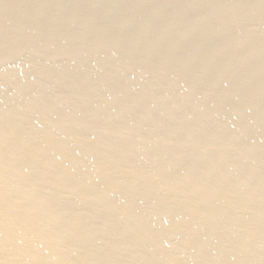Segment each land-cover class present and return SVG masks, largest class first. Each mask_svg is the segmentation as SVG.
Instances as JSON below:
<instances>
[{"label":"bare ground","instance_id":"6f19581e","mask_svg":"<svg viewBox=\"0 0 264 264\" xmlns=\"http://www.w3.org/2000/svg\"><path fill=\"white\" fill-rule=\"evenodd\" d=\"M11 1H14V0H11ZM11 1L0 0V9L1 8L4 9L2 11V13H0V53L2 54L1 51H3L5 49L4 45H7L8 43H10L8 45L11 46V42L13 45V41H15V42L17 41L15 44L17 46H20L21 44L19 45L17 43H19V41L21 43V40H22V42L26 43V44L22 43V45L24 44V46L21 45L25 49L26 48L28 49L29 47H31V49L32 48L34 49V47L36 46L35 51H37L38 49L42 50V48H44L45 45L44 44H43L44 46L41 45V42L38 41L40 39H38V38L32 39L31 38L30 39L31 41H26V40L23 41V39H22V36H23L22 32L24 31L25 28L27 29V25H25V24L29 23V22L26 23V21L24 20L27 17V15H25V14H27L26 9H28L27 8L28 5L32 2H34L35 0L34 1L33 0H20V3H18V6H15L16 2L14 3ZM39 1H41V0H37V3L35 4V9L37 11L42 10L41 11V13H42V12H44L43 10H46L44 8H46L47 6H45L43 8V6H42L43 2L39 3ZM61 1H60V3H61ZM63 1L67 2L68 0L67 1L63 0ZM69 1H72V0H69ZM75 1H76V3L74 2L75 5L73 4L72 5L73 7H71L72 8L71 12L68 15L66 14L67 12L64 13L67 15L66 17H64L65 19L62 17L63 20L60 23H58L57 25H55V26H58L57 27L58 29H60L62 27H64V29H66L65 27L68 24L70 26V23L72 24V22H73V24H74L75 21L79 23V22H81V19H83V18L80 19L79 11H81L82 8L84 10V7L88 2L86 3L85 0H79V1L75 0ZM128 1H126V2H128ZM135 1L136 0H134V2ZM141 1L146 2V4L148 3V5L153 4V6L155 4H158V6L160 5L162 7L161 8V10H162L163 8H169V7H176V8L180 7V9L181 8L185 9L192 0H141ZM261 1L264 4V0H261ZM103 2H104V0H103ZM120 2H123V1H120ZM131 2H133V0H131ZM131 2H130V5H132ZM138 2H140V0ZM220 2H223V1L221 0ZM231 2H234V1H231ZM245 2H242V4ZM256 2H258V0ZM12 3H14L13 4L14 7H13ZM114 3H116V2H114ZM192 3L193 2H191V5H192ZM197 3H199V2H197ZM209 3H210V1H209ZM250 3H254V1L252 0V2H249L248 4H250ZM258 3H260V1ZM40 4H42V5H40ZM63 4L64 3L62 2L59 5V2L57 1L56 5H53L51 7L48 6L47 9L49 8V11L54 10L59 6L61 7ZM98 4L99 3H97V6L93 5L95 7L94 8L92 7V9H91V13H92L91 16L93 15V12H94L95 18H97L96 16L99 14H101L100 16L102 17V14L104 15L106 13V11L111 9V8L108 9V6L106 5L105 8L107 7L108 10L104 9L106 11H103L101 8L102 5L98 6ZM124 4H128V3H124ZM213 4H215V3L213 2ZM223 4L224 3H222V5ZM234 4L239 5V2L234 3ZM134 5L135 4L133 3V7H136ZM141 5L143 6V4H141ZM200 5L201 6L208 5V1L202 0L200 2ZM200 5H198V6L200 7ZM236 5L235 6L233 5L232 7H229L228 9L225 7L226 8L225 10H223V9L222 10H216L209 15H206L207 14L206 13L205 14L206 16H203V17L198 18V19L193 20V18L192 19H186L185 18L182 21L181 20L178 21V23L176 25H173L169 28L167 27L168 29L163 28L164 30L158 31V29H155V26H153L151 28V30L146 31V33H148V32L150 33V34H148V36L145 35L147 37L144 38V36H143V38H141L138 36L139 38H137V37L133 36L136 39L131 40V38H130V40L129 41L126 40V42L125 41L122 42L119 39L121 37H119V38L114 37L112 39L107 40V38L105 39V37L103 36L102 32H98V33L102 34V35L101 34L100 35L103 37V39H101V37H100L101 40H99L98 43H95V47L92 46V44H90L95 49L89 48L86 46H85L86 48H77L75 46L77 49L75 48V50H73L71 53H68L62 57L64 58L66 56L65 60H67L68 62H72L78 56H80L79 58H81V57L84 58V56L87 57V54L89 52H91V50L93 49L94 51H96L95 57L97 56L98 57L97 59L100 58L101 61L103 60V61L108 62V64H106L107 65L106 68L103 69L101 79L98 82H95L94 79H92V78H94V75H95L94 72L96 73V70L94 69L95 71H91L92 73L90 71L88 72V70H86L89 68L91 69L90 65L92 64V62H90V61H84L83 62L81 60L82 59L81 58L80 60L83 63L81 62V64L80 63L79 64H80V66H82V67H80V68H82V70L78 68V70H81V71L75 72L74 74H71V75H72V79L74 80V82H75V80L78 81V80H83V79L85 81H87V84H85V85H87V86H85L86 88L84 87L85 89L81 93H80V89H79V93H78L79 95L74 96L75 93L74 94L72 93L74 88H73V90H72V88L70 90L69 86L68 87L66 86V90H64V91L67 92V89H69V91H71V92L68 91V93L65 94L66 96L64 95L65 98L63 96L64 99L62 98L63 100L58 101V102H56L57 100L54 101L57 95H53V93L55 92V88H56L57 84L52 85L53 87L55 86L54 88L53 87L50 88L51 87L50 86V87L44 88L43 90H40V89H42V87L40 88L41 82L43 80L45 81V79H46V77H48V75H49L48 73L50 71L47 72V69H46V72H47V74H46L44 70L42 71L41 69H39L40 68L39 66H41V64L36 63L38 59H35L36 62L33 60L32 61L34 63H36L37 66L39 65L38 66L39 68L38 67L37 68H38V70H41L42 73L38 72L36 70L37 68L35 65H34L35 67H31L33 70L30 69V66L28 64H26L29 61H26L27 59L26 60L24 59L26 61L25 64L28 65V67H29V68H26L25 70H27V71L29 70V72H28L29 74L35 72V70H36V72H38L39 74L33 75L36 73L35 72V73L31 74L33 76H30V75L26 76V77L21 76L22 78H20V79H23V78L24 79L23 80L18 79V80H20L19 82L16 81V78H19V77L12 75V74H14V72H12V74L6 75L8 73V72H6V70H9V69H6L4 71V72H6V74H5L6 76L4 75L5 77L2 74V76H3V78H2L1 74H0V77L2 78V82H3V83L0 82L1 83L0 88L2 87L1 86L2 84L3 85L7 84V83L9 84V86L6 88L4 86V88H5L4 90H3V87L1 89V92L4 91V95L2 93L0 94V117L4 116V119H5L4 120L5 123L0 122L3 124V125L2 124L0 125V264H116V261H117V264H264V246H262L264 243L263 244L261 243V242H264V207H263V209H260V211L261 210H263V211L260 212L259 214H258V212L256 214V211L255 212L252 211L250 213L248 212V214H246V212L244 211L245 213H242V215H240L241 220H239V218H236V217L233 218V216H232V218L230 217L231 212H233V210L236 207L238 208L239 205H241V204L244 205V203L245 204L248 203L251 205V203H256L255 201L257 199H259L260 201L264 200V192L261 193V191L260 192L258 191L261 194L260 196L258 195L259 197L255 196V197H257V199L255 197L253 198V196H254L253 192L256 193V190H254V189H257L258 186L260 185L258 183L261 182V185H262V183H264V174H263L264 172L261 170V172H263V173H261L260 176H263V177L262 178L260 177V179L259 178L257 179V180H259V182L257 181L258 183H255V182L253 183L251 180L252 178L254 179V177H252V176H254L252 173H255V172H253V171L256 170V172L260 173V170L258 168H260V167L262 168V166L264 165V151L258 150L259 153L256 157V159H257L256 160L253 156H251V154L248 153L247 150H245V149H250L251 147H253L255 145L254 143L264 141V136L262 138L261 136L258 135V133H256V129H253L254 127L258 128L260 124L257 126L256 125L253 126L250 133H252L253 130L255 132L252 134L248 135L249 129L246 130L245 133H247L246 135H248L249 139L247 136L245 137V135L242 137L237 136V132H235V130H237L238 128L237 129H235V128L237 126L239 127V125L242 124V121H244V120H242L243 118L242 119L240 118L241 116L240 117L237 116L240 119L237 120L235 118L237 121L235 122V120H234L233 129L232 130L230 129L231 131L227 135H225L223 137L221 136L222 138L219 137L223 141H224V139L231 141V139L234 137H237L240 140L241 139L243 140V138H246V140H245L246 142L248 139L249 142H247V145H245L243 143V145H245L244 150L242 149L240 151V149H239L238 152L237 151L234 152L235 153V154H233L234 157L231 156L232 159L235 158L234 161L236 162V166H237L238 162L239 163L242 162L240 164L238 163V165H239L238 169L242 170V171L239 170V171H241V174H242V172H244L246 174L247 170L251 171L250 174L248 172L249 175L247 174V177L244 178L245 180L247 178L246 181H242L241 178L240 179L238 178L237 180L232 178L233 179L232 180L231 175L229 176L227 173L230 170L225 171V172H224V170H223V172L220 171L221 169H223L226 166L225 163L227 164V162L229 160L231 161V158H229V160L226 161V158L224 159L223 156L218 157L219 155L217 157L212 156V157H214V159L212 161H209L208 164L206 163L207 165L205 166V169L204 168L201 169V170H203V174H202L203 183L200 181L201 183L199 182L198 184H196V182L194 183L191 180V178L195 175V172H197V170H198V167H196L197 166L196 163H195L196 165L194 164V166L191 165L194 168L189 166L190 164L188 165L189 167H191V168H189V171H185L188 169V166L186 167L187 169H183V168L180 169L181 166L178 167L179 169H177L176 174H178V175L183 174L185 179H184V177L180 176V177H182V179L184 181L181 180V178H180L181 183H179V184H173L172 183L170 185L168 183L170 181V179L172 180V178L169 177L170 175H165V173L163 174V172H160L162 170V167L164 164V162L162 161V158H160V160L163 162V164H160V161H158L159 164L157 162H154V161H156L155 158L154 159L150 158L151 162L153 160L154 161L152 163H149V164L145 161L146 159L149 161V157H154V156L159 155V153H161L162 150L166 149V151H167V149L168 148L170 149L171 145L173 144V143L171 144L170 140L168 141V139L166 142H163L162 145H160L162 143L160 141H165V139L159 140L160 146L159 145L158 146L151 145L152 142H150L151 144H147L148 142L145 143L147 136L145 137L144 135L149 130L150 131L154 130L157 133V136L159 137L160 134L162 133V135H163L164 134L163 131L168 128L167 130L170 129L169 130L170 131V137L171 136L172 137L179 136V135H177V134H179V132L177 130L178 127L176 125L169 128V125L171 124V122L169 121V123H170L169 125L167 123H165V122H167L166 120L169 119L168 117H170L173 114V112L175 111L173 109L174 111L172 112V111H170V109H168L169 111L165 112L167 110V108L165 109L166 103L171 102V104H172L174 101L175 102L179 101L180 105L178 107H177V105L174 106V107H177L176 110L179 108L178 111L181 109V110L186 112L188 110L190 111L191 109L194 110L195 108H197L198 111L195 112V114L197 113L196 117H197V119L198 118L201 119L200 121H202V123L204 122L203 128L201 127V131H198L199 133L196 132V134H194L195 137H194V135H192L194 137V139L196 138V140H197V138L200 139L203 135H206V137H207V135L211 131L208 128L211 124H214L216 122L215 125H219V127H220L221 124L223 125V122L227 121L229 116H232V114L236 113V111H238L239 109H241V111L239 110L240 112H243L242 109H244V112L247 113L249 111V109H251V108L248 109V107H251L250 104H252V102L255 101L256 97L257 98L261 97V96L260 97L256 96L254 91L256 88L264 85V68L262 67L263 63L261 62L262 60L260 58L258 59V55L260 53H262V51L264 49V42L262 41L263 44L260 43V45L258 44L257 46H254L253 39L255 37H258L259 36L258 34H260L261 37L264 35V32H263V29H264L263 24L264 23H262L264 21V19H260L262 21L259 20V18H262V16H260V14L264 11V6L262 7V5H261V6H259V9L257 12L250 13L248 11V9L247 10L245 9L244 6H243L244 9H243L241 6H239L241 8L236 7ZM110 6H111V4H110ZM117 6H118V4H117ZM117 6H115V8H117ZM31 7H33V5ZM86 7H88V6H86ZM123 7H125V6H123ZM209 7H211V6H209ZM219 7H220L219 9H221V6H219ZM256 7H257V5H256ZM256 7L254 6V8H256ZM88 8H90V7H88ZM112 8L115 9L113 6H112ZM205 8H207V6ZM35 9L33 8V10H35ZM57 9H60V8H57ZM64 9H65V7H64ZM152 9H153V7H152ZM165 10H167V9H165ZM190 10H191V8H190ZM193 10H195V9H193ZM200 10H201V7H200ZM47 11L48 10H46V13L48 14L49 11L48 12ZM69 11H70V9H69ZM112 11L113 10H111L110 12H112ZM148 11H150V10H148ZM151 11H153V10H151ZM89 12H90V10H89ZM122 12L124 13L125 11H122ZM195 12H197V11H195ZM117 13H118V11L115 14H117ZM136 13H138V12H136ZM47 14H45V15L47 16ZM155 14H157V13H155ZM85 15L87 16V14H85ZM106 15H104V16H106ZM121 15L122 16L117 15L118 18H115V19L113 16H111V17L116 22L117 21L116 19L124 17L123 14H121ZM145 15H146V13H145ZM147 15H149V14L147 13ZM173 15H174L173 16V18H174L175 14H173ZM24 16H26V17L24 18ZM157 16H159V15H156V17ZM176 16H177V14H176ZM185 16H188V15L186 14ZM200 16H202V15H200ZM143 17H145V16H143ZM143 17H141V18L143 19V21H145V19ZM153 17H154V15H153ZM188 17H190V16H188ZM39 18H40V15H39ZM50 18H52V17H50ZM57 18H59V17H57ZM95 18L92 17L89 21L87 20L88 23L85 22L87 24L85 26L91 27V29L93 26L95 27V25L97 24L96 22L98 21L97 20L98 18L96 19L97 21L95 20ZM131 18H132V16H131ZM136 18H137V16H136ZM164 18H165V16H164ZM48 19H49V17H48ZM209 19L210 20L212 19L213 25L211 26V24H209L211 27H209V25H207L209 27V29H207V31L205 29H204L205 31L202 30L201 27L204 24H207L205 22ZM132 20H133V18H132ZM162 20L163 19H161L160 21H162ZM15 21L17 23H15ZM120 21L122 22L124 20L122 19V20H119V22ZM127 21H128V17H127ZM167 21H169V20H167ZM174 21H175V18H174ZM247 21H248V23H252L251 25L254 26V29L252 28L253 31L249 28L251 25L248 24ZM76 22H75V24H76ZM113 22L114 21H112V23ZM149 22H150V20H149ZM157 22H158V20H157ZM40 23H42V22H40ZM174 23L175 22H173V24ZM246 23L248 24V26H247L248 28H246V30H245L244 27L246 26ZM81 24L82 23H79L78 26H81ZM122 24H124V23H122ZM122 24H121V26H122ZM142 24H144V23L142 22ZM169 24H171V23L169 22ZM42 25L43 24H41V26ZM119 25L116 27L118 28ZM31 27H33V26H31ZM43 27H45V26H43ZM72 27H75V26L72 25ZM127 27H129V25ZM4 28L5 29L7 28L9 31H12V29L15 30L16 31L15 32L16 37L13 38V40L12 39L7 40L6 35H9V34H7L8 33L7 29L4 31ZM106 28H108V27H106ZM112 28L113 27L109 28V30H111ZM242 28H244V31L242 30ZM40 29H42V28H40ZM47 29H48V27H47ZM98 29H97V31H98ZM55 30H53V31L55 32ZM79 30H80V28H79ZM113 30H111V31H113ZM129 30H130V28H129ZM2 31H4V32H2ZM73 31H76V30L73 29ZM121 31L122 30L120 29V32ZM125 31H126V28H125ZM239 31H241V32L243 31L241 36L240 35L238 36ZM32 32H33V30H32ZM56 32L58 33V30ZM88 32H91V31H88ZM118 32H119V30H118ZM124 32H123V34H126ZM241 32L239 34H241ZM262 32H263V35L261 34ZM73 33H72V35H74ZM116 33H117V31H116ZM42 34L43 33H41V35ZM47 34H48V32H47ZM109 34H108V36H110ZM120 34H122V33H120ZM143 35H144V33H143ZM211 35H215V37L219 40V43L221 45H222V42H226L225 44H227V45H228V43H231V44L235 43L237 45L236 52H234V54L232 52V55H230L231 53L227 55V54H225L226 52H224V53L220 52V54H216L217 53L216 52L215 53L216 55H215V54H211V53L213 51L214 52L219 51L222 48L221 49L216 48V50H214L215 48L214 49L209 48V49H211V53H209V49L206 48L207 46L205 47V45L203 44L204 43L203 41ZM26 36H27V34H26ZM20 37H21V40L18 39ZM57 37H59V36L57 35ZM67 37H68V35L66 36V38ZM75 37H77V35ZM24 38H25V36H24ZM27 38H25V39H27ZM40 38H43V37H40ZM50 38H52V37H50ZM84 38L86 39V37H84ZM93 38H94V36H93ZM123 38H124V36H123ZM16 39H18L19 41ZM44 39L46 41L47 38H44ZM44 39H42V40H44ZM71 39L73 40V38H71ZM76 39L77 38H75V40ZM85 39H81V40L85 41ZM96 39L97 38H95L93 42H97ZM260 39L261 38H259V42H260ZM144 40H145V42H144ZM65 41L66 40H64V42ZM208 41H209V39H208ZM71 42L72 41L70 40V43ZM80 42L82 43V41H80ZM38 43L40 44V47H42V48H37V46H39ZM45 43H48V42H45ZM87 43H86V45H87ZM141 43H143V45H141ZM219 43H218V45H219ZM55 44H56V42H55ZM60 44L61 43H59V45ZM231 44H230V46H231ZM57 45H58V43L55 45L54 48L52 45H50V46H52V49H51L52 51L49 49L50 46L46 47L50 50L51 53L45 54L43 51V53H44L42 55L43 58L40 60L41 61H43L45 59L48 60V59L56 58L57 56H59V54L61 52L59 51L60 47H58ZM82 45H83V43H82ZM82 45H81V47H83ZM215 45H216V43H215ZM228 46H226V47L228 48ZM22 47L20 49H22ZM66 47H64V48L66 49ZM128 47H129V49L135 48L136 51L133 54L130 52L133 55L131 58V61L127 62L124 66L120 67V69H119V66L121 64L119 61L121 60V57H123V59H124V56H122L121 53H125L126 51L125 52H123V51L125 49L127 50ZM140 47L144 51H142L140 49V51H142V52H139L138 48H140ZM181 47L186 48V49H183V51H181V53L184 52L185 50H186V52H187V50H191V51L195 50V52L197 51L198 57L196 56L197 58L193 60V65H191V66L186 65L187 66L186 67V66H183L182 64H179V63L184 64V62H182V61L187 57V54H185L186 52L184 53V55L182 53V56H180V57L177 56L178 53L175 54V51L179 50L178 48H181ZM46 48H45V50L47 51L48 49H46ZM61 48H63V47H61ZM117 48L120 49V50H117V51H119V52H117V54L119 53L117 56L120 55V57H117L116 55H114L115 51H113V50L117 49ZM25 49H23V51ZM129 49H128V51H129ZM229 49H231V48H229ZM14 50H18L17 47ZM32 50H30V51L27 50V51L30 52L32 55L36 54V53H32L31 52ZM145 50L146 51L149 50L148 53L150 52L151 54L150 53L149 54L151 56L148 59L145 57L147 59V61L145 60V62L140 63L139 59L141 57L139 56V54L140 53L143 54L144 52H145V55L148 54ZM224 50H226L225 46H224ZM6 51H7V49H6ZM23 51H20V52H23ZM35 51L33 50V52H35ZM128 51H127V53H128ZM7 52H9V51H7ZM16 52L17 51H15V53H14L15 55H16ZM37 52H39V54H36V55L41 56L40 52L42 53V51H37ZM65 52H67V51H64V53ZM10 53H8V54H10ZM23 53L25 54V51ZM112 53H114V54L112 55ZM20 54H18V55H20ZM26 54H27V52H26ZM63 54H61V55H63ZM131 54H129L130 57H131ZM149 54L147 55V57L149 56ZM28 55L29 56H32V55H30L29 53L26 55L28 57V60H29ZM36 55H35V57H36ZM61 55H60V57H61ZM14 56H12V57H14ZM189 56L192 57L191 55H189ZM37 57L39 58V56H37ZM60 57L58 59V62L60 60ZM62 57H61V59H62ZM95 57H94V60H95ZM130 57H128V59H130ZM3 58H5V57H3ZM16 58H15V60H16ZM117 58L118 59L120 58L119 61H117ZM19 59H23V58H19ZM125 59H127V57ZM1 60H2V57H1L0 61ZM52 60H54V59H52ZM52 60H48V61L52 62ZM62 60H64V59H62ZM77 61H78V59H77ZM38 62H40V61H38ZM53 62H55V61H53ZM1 64H3V63H1ZM100 64H99V66H100ZM152 64H153V66L155 65V67H157L158 70H160V71H158L159 73L156 72V76L153 75L154 78L155 77L157 78V76H158L159 81L160 80L161 81L166 80V79H168L170 81V79H171L172 82L170 81L171 82V83H169L170 86L168 85V87H170V91H169L170 93H168L169 95L167 96V98H165L161 101L160 100L156 101V99H155V101H154L153 99L155 98V96H154V94L152 95L154 97H152V99H151L153 101L150 102L151 108L153 110L157 111V112H155V111L154 112L152 111V112L156 113L158 116H156L157 120H155L156 121V125H154L155 128L152 127L153 129L152 128L148 129L147 122L150 121L149 124H151L152 120H149V118H151L150 117L151 114H150V116L148 114H147L148 116H146V115H144V113L145 112L147 113L148 111L150 112V110H152V109L149 108L147 105H145L147 108L142 107V105H141V104H143V102L141 103V101L144 100L146 97V96L144 97L146 92L145 93L142 92V90L140 89V87H141L140 86L139 89L141 90V92L140 93L136 92L133 94V93H131L133 91V89L131 87H134V85L136 86V83L138 85V83L141 84V82L144 83L145 81H147V80H145L147 78L146 77L147 76L146 70L147 69L151 70V68H148V67L149 66L151 67ZM70 65L72 66L73 64L69 63V66H68L69 70L72 68V67H70ZM76 65H78V64H76ZM204 65L208 66L207 73H209V74L214 73L215 74V72H216L217 75L219 73V75L221 74L220 76H224L226 78V83L224 81L220 85L214 84L215 86L211 88V93H209V92L206 93V90H203V89H202L203 93H201V92L199 93L197 91L198 89L197 90L195 89V88H197V85H195V83L198 84L199 81L201 83V80H203V81L205 80L204 82L208 83V85H209V81L211 79V76L209 74L207 75V73H206L205 77L200 76L199 78L200 79L202 78V79L196 80L198 82L192 81L193 86H192V82H190V81L188 82L187 76L190 73H192V71L194 72L195 71L194 69H196V68L198 69ZM65 66H67V65H65ZM174 66H176V70L174 69ZM206 66H204V68ZM242 66L245 67V70L243 69L244 72L242 71L243 73L241 72L240 75H236L235 69H237L238 67L240 68ZM22 67L24 68L25 65L24 66L22 65L21 68ZM17 68H20V66ZM21 68H20V71L23 72L22 71L23 69H21ZM34 68H36V69L34 70ZM102 68H103V66H102ZM134 68H138L139 76H137V78L135 77L136 75L133 76L136 78L135 79L136 81H134V82L131 81L132 83H130V84H132V85H130V84L127 85L130 87L129 88L127 87L128 88L127 91H125L126 88L122 89V90H124L122 92L121 90H119L118 84L119 83L121 84V82L126 77H128L129 73L131 74V72H134V70H135ZM58 69H59V67H57V71H58ZM62 69L63 68H61L60 70H62ZM132 69H134V70L131 71ZM172 69H174V71ZM18 70L19 69H17V71L15 72L16 74H17ZM31 71H33V72H31ZM71 71H74V70H70L69 72H71ZM85 71H87L88 73ZM136 71H137V69L135 70V72ZM151 71H153V69ZM238 71L239 70H237V72ZM10 72L11 71H9V73ZM100 72H101V70L99 71V73ZM116 72H119V73H116ZM114 73L117 74V78H115V80H111L110 77ZM151 73H153V72H151ZM200 73H198V74L200 75ZM20 74L22 75V73H20ZM24 74H25V72H24ZM50 74H52V73H50ZM59 74L61 75L60 72H59ZM148 75L150 76L151 74H148ZM66 76H68V74ZM66 76H64V77L67 78ZM99 76H101V75L99 74ZM61 77H63V76H61ZM216 77L218 78V76H216ZM52 78H54V77H52ZM3 79L8 80V82L5 81V83H4ZM126 79H128V78H126ZM194 79H198V77L194 78ZM47 80H49V79H47ZM215 80H216V78H215ZM44 81H43V84H44ZM56 81H58V80H56ZM65 81H67V80H65ZM92 81H94V82H92ZM150 81H151V79H150ZM153 81H155V80H153ZM124 82H126V81L124 80L123 83ZM70 83H71V81H70ZM75 84H76V82H75ZM160 85H161V83H160ZM194 85L196 87H194ZM46 86L47 85H45V87ZM62 86H64V85H62ZM38 88H40L39 91H37ZM59 88H61V86H59ZM241 88H245L246 93H247L246 96H243V99H242V97L241 98L239 97L240 96L239 90ZM6 89H7V94H5ZM8 89H11L12 91L11 90L10 91L12 93H10V92L8 93ZM208 89H209V87H208ZM261 89H263V88L261 87ZM76 90H78V89H76ZM258 90H259V88H258ZM258 90L256 89V91H258ZM56 91H59V89H57ZM157 91H156V93H157ZM261 92H262V90H261ZM263 92H264V90H263ZM16 93H18V95H20V98L23 96L22 98L25 99V97L28 96L30 99L29 100L30 102H31V100L35 102L34 103L35 105L33 104V102H31V104H33V106H31L29 104L31 108L30 109L28 108V110L31 113L32 112L34 113L35 109H36L35 112H37L38 109L36 107L38 105H43V107L44 106L46 107V104L51 103L50 101H52V99L54 98L53 103L54 102L55 103L54 104L51 103L52 106H49V108L47 105V109L46 108L43 109L44 111H45V109L47 111L45 113L42 112L44 114L43 115L41 114V116L39 118H37L38 117L37 114L41 113V112H38L37 114L34 113L35 116H37V117H35L33 113H32L33 116H30L31 113L30 114H29V112L27 113V114H29L30 119H31V117H33V119H34V117L37 118L36 121L34 119L35 122H33L34 123L33 127H31V125L33 123L30 124V127L32 128V132L30 131L31 133H27L26 132L27 129L25 130L24 127L23 128L25 131L22 129V126L27 124V123L24 124V122H26V121L29 122L27 120L29 118L26 117L27 114L25 116L22 115L21 117H18V115H17L16 118H15V115L13 116L14 118L11 115L14 112V110L18 112V110L21 108V105H20L21 101L23 103V99L21 100L20 98H18V99H20L19 102H17L18 100L15 101V99H17V97L15 98ZM56 93H54V94H56ZM163 93L166 94L165 92H163ZM238 94H239V96H238ZM259 94H263V93H259ZM30 95H31V98H30ZM166 95H164V96H166ZM53 96H55V97H53ZM58 97H60V96H58ZM74 97H77V98L75 99ZM143 97H144V99H142ZM262 97H264V96L262 95ZM262 97H261V100H262ZM72 99H73V101H75V103H73V104H76V105H74V107H72V109L70 110V108L69 109L66 108V105H68L66 103H68V101L72 100ZM25 101L28 104V102H29L28 98ZM124 102L125 103L128 102V106L126 108H128L130 110V112L135 111L134 112L135 115H133L134 117L131 116L132 119L129 116V118L131 120H129L127 118L128 119L127 121H123L121 127H119L117 125H116L117 127H115L114 121H116V119L119 116L121 117L122 112L124 114V111L122 108L124 106ZM17 103H18V105H17ZM69 103H71V101ZM256 103L253 102L252 105H254V104L257 105ZM259 104L262 105V108H260V109H263L264 103L263 104L259 103ZM16 105H17V107L20 106V108L18 107L19 108L18 110H16L17 108L12 109V108H14L13 106H16ZM68 106H70V105H68ZM7 107H9L11 110H13V112L9 111V109L7 112V110H6ZM23 107H24V105H23ZM24 108H26V107H24ZM40 108L42 109V107H40ZM162 108L165 111L161 110ZM255 108H256V106H255ZM255 108L253 107V109H254L253 113L250 110L251 113H248V114L254 115L253 117H255V116L258 117L261 114H263L264 109H263V112H261L259 108H256V110H255ZM66 109H68V111ZM26 110H27V108H26ZM218 110H220L221 113H219L220 111H218ZM24 111H23V114L27 112V111L26 112H24ZM162 111H164L165 113L161 114ZM128 112L126 111L125 113H128ZM130 112H129V115L130 114L132 115L133 112L132 113H130ZM180 113H182V112H179V114ZM217 113H218V115H217ZM182 114H184V113H182ZM187 114H188V112H187ZM237 114H239V113H237ZM155 115L153 114L152 116H155ZM173 115L175 116V114H173ZM216 115L217 116L221 115V117L216 118ZM235 115L236 114L233 115V118L235 117ZM252 115H250V116H252ZM126 116H128V115H126ZM179 116H181V115H179ZM184 116H185V114H184ZM193 116H194V113H193ZM261 118L262 117H260V119ZM33 119H31V120H33ZM118 119H120V118H118ZM146 119L148 121L145 123ZM197 119L195 118V120H197ZM2 120H3V118H2ZM256 120L254 119V121H256ZM262 121H263V119H262ZM127 122H130V123L127 124ZM142 122L144 125L146 124L147 128L144 127ZM257 122L255 124H257ZM124 123L127 124L128 128L130 126L132 127V125L129 126V124H133V126L136 125L135 127H137V129L132 130V131H130L128 129L129 132H127V133H129V134H127V133L124 134L125 131L122 132L123 128H125V126H126ZM173 123H174V120H173ZM219 123H221V124H219ZM252 124H254V123H252ZM182 125H184V124H182ZM212 126L213 125H211V127ZM58 127L60 129H57ZM127 127L125 129H127ZM179 127H180V125H179ZM223 128H225V125ZM55 129L57 131L61 130L60 131L61 133L59 134L58 133L59 131L55 132ZM180 129H181V127H180ZM184 130H185V128H184ZM133 131L134 132L137 131L138 133H140L141 137H139V142L134 147L132 146L133 148L130 147L131 150L127 151L126 145H127L128 141L134 136ZM222 131H223V129H222ZM131 132H133V133H131ZM151 132H153V131H151ZM240 132L241 131H239V134H240ZM57 133L59 135H57ZM191 133H194L193 130L191 131ZM102 134L108 135V139L106 142H103L104 140L101 141V139H99V137L103 136ZM135 134H136V132H135ZM151 134H153V133H151ZM168 134H169V132H168ZM190 134H189V132H186L184 135V137L186 136V138H185L186 140L184 138L183 139L185 141L183 139H181L185 143V144L183 142H182L183 144L180 143V144H182L181 147H183V148L179 147V150H177L178 152H176L175 155L170 153L174 156L173 159L171 160V162H173V163L177 162L180 165L179 161L183 160L184 158H187L185 156L186 155L185 152L187 150L184 151V149H185V147H187L186 144H190V141H189V140H191V139H189ZM122 135H125V136H122ZM162 135H161V137H162ZM154 136H155V134H154ZM214 137H215V135H214ZM155 138H156V136H155ZM216 138L218 139L217 135H216ZM133 139H134V137H133ZM148 139H150V138H148ZM152 139L153 138H151V141L154 140L153 142H155V139H153V140ZM71 140H72V143L74 142L73 144L71 143ZM74 140H77L78 141V142L76 141L77 143H79V141H80V143H79L80 146L77 143H75ZM176 140H178L177 137H176ZM205 140H208V139H205ZM65 141L68 142L69 146H68V144L67 145L65 144L66 143ZM188 141H189V143H186ZM157 142H158V140H157ZM173 142H176V141H173ZM179 142H180V140H179ZM213 142H210V143L214 144L215 142L214 143ZM74 144H76V147L81 148L82 151H80L81 149L79 150L78 148H74V149H77V151L79 150L78 151L79 154L77 153L78 154L77 155L74 152L76 155L75 156V155H73L74 153L72 154L70 152L74 156V157L73 156L70 157L71 154L68 155V153H69V151L74 150L72 147ZM153 144H155V143H153ZM198 145H200V144H198ZM257 145H255V146H257ZM190 146H192V147L194 146V148H195L194 149L195 151H194L193 155L191 156V158H188L189 160L191 159L192 162H195V160L197 161V159L199 157H203L202 154L207 155L206 152H208L209 150L210 151L212 150V149H209V147H207L205 145V148H203L200 151V150H198V148H197L198 146L195 142L193 145H190ZM209 146H211V145H209ZM215 146H217V145L215 144L214 147ZM71 147H72V149H71ZM74 147H75V145H74ZM226 147H227V145H226ZM226 147H225V150H226ZM255 148H253V149H255ZM190 149H192V148H190ZM213 150H214V148H213ZM174 151H175V149H174ZM217 151H219V150L217 149ZM80 152H81V154L83 153L84 155H81ZM191 152H193V151L191 150ZM222 153H223V151H222ZM165 154H163V156H165ZM122 160H124V162H126V163L123 162L124 163L123 165H119L118 161L121 162ZM126 160H128L129 163ZM168 160H169V158H168ZM205 160H207V159H205ZM145 162H146V164H145ZM232 162H233V160H232ZM87 163L92 164L91 168L90 167L87 168L84 166L85 164L87 165ZM185 163H187V162H185ZM241 164H243V166ZM166 165H168V164H166ZM170 165H171V163H170ZM88 166H90V164ZM177 166H176V168H177ZM236 166L234 168L235 170L237 169ZM84 167L86 169H84ZM174 167H172V168H174ZM262 169L264 170V166ZM199 170H200V168H199ZM74 172H77V174L76 173L74 174ZM121 172H123V174L126 177H128L130 175H135L138 178V180L136 179V183L133 186H128V188L126 186V189L124 191L121 190V188H122L121 182L122 181L120 182L121 179H118L119 173H121ZM153 172H154V175H153ZM167 172H168V170H167ZM221 172H222V174H221L222 176H224V174L226 173L228 177L227 176H224V177L219 176ZM198 173H200V172H198ZM238 174H240V173H238ZM250 175H252V176H250ZM125 176L123 178H126ZM248 176H250V178ZM229 177L231 180L230 179L226 180ZM256 177L257 176L255 173V178ZM123 178H122V180H124ZM199 178H197V179L199 180ZM166 179H167V181L165 183L162 182ZM209 179H215L214 180L215 184H212L213 182L211 184H209V182L207 183V181ZM248 179H250L251 181H249ZM132 180H131V183H133ZM225 181L227 182V185L224 186V184H223L222 186H224V187H222L221 185H218L216 183V182H218V183L222 184ZM253 181H256V180H253ZM124 182H126V180ZM141 182H142V184L144 182H148V184L150 183L151 185H153L152 188H150L151 185L148 186L152 190H149L150 192H148L149 188L146 187L147 191L143 190L144 192H142V193L138 192L137 189H139V188H137V185L138 184L141 185ZM166 183H168L167 185L168 186L170 185L171 187H168L167 185L163 186ZM161 184H163L162 188L163 189L165 188V190H163V189H160V190L168 191L169 193L171 192L172 194H170V195H172V198L169 197L170 198L169 200H164V201H162L163 200L162 199L161 200L162 203H161V205H159L160 207H158V209H156V210H158L156 212V214L152 215V213H151L152 216L151 215L150 216H144V214H142L143 209L145 207H147L146 204H148V205L153 204V203H150V201L152 202V201H155L157 199V198L155 199L154 196H155L157 191H160L159 188H160ZM123 185H125V184H123ZM140 190H142V189L140 188ZM187 190H189V191L192 190V191H190L192 194L191 193L185 194V192ZM163 191H161V192H163ZM263 191H264V189H263ZM145 192H147V193H145ZM165 193H167V192H165ZM169 193H168V195H169ZM204 194H205V197L208 196V200H207L208 202L206 203V205L203 206L201 202H198V201H200L199 199L197 201V198H200L199 196H203ZM156 195L158 196V194H156ZM181 197L184 199V202H183ZM153 198H154V200H152ZM178 199L182 200L183 203H181L182 205L180 207H178V208L175 207V209L173 206V211L171 210L172 215L169 213L172 216V219L169 220L168 222L163 221V223L160 222L161 221L160 220L159 221L160 224L159 223L157 224L156 218L158 217L157 219H161V217H163V215L165 214V211H167L168 208L170 211L171 204ZM202 201H204V200H202ZM158 202H159V200H158ZM176 202H178V201H176ZM174 204H175V202H174ZM262 204H264V203H262ZM194 205H195V207H193L194 210L191 211L190 207L194 206ZM243 205L241 206V208L243 207ZM247 205H246V207H247ZM254 205L255 204H253V206ZM260 206H258V207H260ZM155 207L157 208V205ZM244 207H245V205H244ZM252 208H254V207H252ZM252 208H250V209H252ZM153 209H155V208H153ZM250 209L248 211H251ZM240 210H242V209L239 208V211ZM228 211H231L229 214L230 216H228L230 218L226 219L225 217H223V213L228 212ZM145 212H143V213H145ZM243 214L245 216H243ZM226 215H227V213H226ZM236 215L237 214H235L234 216H236ZM167 216H169V215H167ZM146 217H150V218H146ZM255 217L259 218V220L257 222L255 220L257 218H255ZM236 219L239 221H237ZM253 219L255 222H253ZM146 221H147L146 224L149 226V228L153 227V229H154V227H156L157 232L155 229L151 230V231L156 232V233H154L156 235V238H154L153 241H150V243L151 242L152 243L149 245V247L144 248V245L143 246L140 245L141 239L142 238L145 239L144 237L147 235V233H149V229H147V230L144 229L145 232H140L138 230L140 228L139 226ZM166 221H167V218H166ZM227 226H229L230 228H233V231H231L233 233L228 231L230 234L229 235L227 234V236L224 235L225 236L224 242L222 241L223 242V243L221 242L222 244L219 242L221 245H215L216 243L215 244L211 243V241L213 242L214 239H217V237H219V239H220V236H219L220 233H221V236L223 235L222 232L226 233V232H224L225 230H223V229H226L224 227H227ZM142 227H143V225H142ZM142 227H141V229H142ZM169 235L174 237V239H176V241L180 242V240H182L185 243L184 248H182L181 251L180 250L178 251V253L180 252V254H179L180 256L178 255L177 258L175 257L176 259H174V258L172 259L171 255L173 253H177L176 252L177 248H175L174 246H172L170 248L169 247L165 248V243L169 242V240L166 239V237L168 238ZM165 239L168 241H165ZM174 239L171 240L170 242H172V241L174 242ZM148 240H151V239L148 238L147 241ZM220 241H221V239H220ZM176 243H178V242H176ZM259 243L262 244V245H260V247H259ZM212 244H214V245H212ZM44 255H45V257H44ZM41 257H44V259L41 260L42 259ZM227 257H228V259H227ZM118 262H120V263H118Z\"/></svg>","mask_w":264,"mask_h":264},{"label":"rangeland","instance_id":"374dc122","mask_svg":"<svg viewBox=\"0 0 264 264\" xmlns=\"http://www.w3.org/2000/svg\"><path fill=\"white\" fill-rule=\"evenodd\" d=\"M8 1H11V0H8ZM33 1H34V0H33ZM50 1H51V2H50ZM57 1L59 2V5H60L62 2H63L64 4H63L61 7H60V6L57 7V8H60V9H57V8H56V9H54V10H50V11H49V8L47 9V7H48V6L51 7V6H53V5H56V4H57ZM60 1H61V0H60ZM60 1H59V0H53V1H52V0H48V1H47V0H43V1L41 0V1H39V3H42V2H43V5L40 4V5L43 6V8H44L45 6H47V7L44 8V9H46V10L49 11V12L47 11L48 14L51 12V13H50L51 15H50V14L48 15V14L46 13V10H43L45 13L42 12V13H43V14H42V13H41L42 10H41V11L38 10V11L40 12V13H39V12L35 9V4L37 3V0L34 1L35 3H34V2L30 3L31 5L29 4L28 7H27L28 9H26V13H27V14H25V15H27L28 18H27L26 16H24V18L26 17L24 20L26 21V23L29 22V23H28L29 25H28V24H25V25H27V29H26V28L24 29V31L22 32V35H23V36H22V35H21V36H22L23 41H25V40H26V41H31V40H30L31 38H32V39H34V38H38V39H40V40H38V41L41 42V45H42V46L45 45L44 48H42V47H40V44L38 43L39 46H37V48H42V50H41V49H38V50H37V51H42V53L40 52L41 56H40V55H36V54H39V52L35 51V50H36V49H35L36 46L34 47V49L32 48L35 52H33V50L31 49V47H29L28 49L26 48L28 51L32 50V51H31L32 53H36V54H33V55H32L30 52H28L25 48H23L22 46H24V44L22 45V43H25V42H22L21 37L18 38V39L21 40V43H20V41H19L18 39H16V40L19 41V43H17V44H19V45L21 44L22 46H21V45H20V46H17V45L15 44L17 41H16V42L13 41V45H14V46L12 45V42H11V46H12V47H11L10 45H8V44H10V43H8L7 45H4V48H5V49H4V50L2 49L3 51H1L3 55L0 53V56L2 55V56H1V57H2V60L0 61V74H1V77H2V78H3V76L6 74V72H8L6 75H8V74H12V72H14V74H12V75H15L16 77H19V78H16V81L19 82L20 80H23V79H24V78H23V79H20V78H22L21 76H25V77H26V76H29V75H30V76H33V75L39 74L38 72H41V70H42V71L44 70L46 74H47L48 71H50V72L48 73L50 76L48 75V77H46V79H45L46 82H45L44 80H43V81H44V84H43V81L41 82V86H40V88L42 87V89L38 88L37 91H39V89H40V90H43L44 88H47V87H50V86H51L50 88H52V87H53L52 85H56V84H57L58 86L56 85V88H55V92H54V93L57 92L59 95H58L57 93H56V94L53 93V95H57L56 98H55V100H54V101L57 100L56 102L61 101V100H63V99L65 98V96H66L65 94H67L68 91H69V89H67V92L64 91V90H66V86H67V87L69 86L70 90H71V88H72V90H73V88H74V90H73V92H72L73 94H74V93L76 94V95L74 94V96H78V95H79V94H78V93H79V89H80V93H81V92H83L84 89L86 88L85 86H87V85H85V84H87V81H85L84 79H83V80H78V81L75 80V82H76V84H75L74 80L72 79V75H71V74H74L75 72H80V71L82 70V68H80V67H82V66H80V64H81L82 61H83V62H84V61H90V62H92V64L90 65L91 69L89 68L90 70H89V69H86V70H88V72H89V71L91 72V71H95V70H96V73L94 72V74H95V75H94V78H92V79H94L95 82H98V81L101 79L103 69L106 68V66H107L106 64H108V62L103 61V60L101 61L100 58L97 59L98 57H97V56L95 57V55H96V54H95L96 51H94L93 49H95V48H94V47H95V43H98L99 40L103 39V37L101 36L102 34H103V36L105 37V39L107 38V40L112 39V38H114V37H118V38L121 37V38H119V39H120L122 42H124V41L126 42V40L129 41L130 38H131V40H132V39H136L135 37H137V38H139V37L143 38V36H144V38L147 37L148 34H150V33H149V32L146 33V31L151 30V28H152L153 26H155V29H158V31H160V30H164V29H168L169 27H171V26H173V25H176V24L178 23V21H180V20L182 21V20L185 19V18H186V19H192V18H193V20H194V19H198V18H201V17H203V16L209 15V14L213 13V12L216 11V10H222V9L225 10L226 8L228 9L229 7H232L233 5L235 6L236 4H234V3H238V2H239V5H236V7H238V8H241V7H242L243 9H244V7H245V9H246V10L248 9V11H249L250 13H255V12L258 11L259 6H261V5H262V7L264 6V4H263V2H262L261 0H258V2L260 1V3L256 2L257 0H253L254 3H250V4H248V3H249V2H252V0H248V1H247V0H236V1H235V0H231V1H234V2H231L230 0H222L223 2H220L221 0H220V1H219V0H218V1H217V0H213V1H212V0H206V1H208V5H204V6H201V5H200V2H201L202 0H196V1H195V0H192V1H191V2H193L192 5H191V2H190L189 5H188L185 9H182V8L180 9V7H177V8H176V7H169V8H163V9L161 10L162 7H161L160 5L158 6V4H155V5H154L155 7H154L153 4H152V5H151V4L148 5V3L146 4V2L141 1V0H140V2H138L139 0H136L135 2H134V0H133V2H131V0H129V1H128V0H120V1H123V2L125 1L124 3H128V4H124L123 2H120L119 0H116V1H115V0H104V2L106 1L105 3L103 2V0H100V1H99V0H85L86 3L88 2V3L85 5V7L88 6V7H90V8H88V7L85 8V7H84V10H83V8H82L81 11H79V15H80L79 17H80V19L83 18V19H81V22H79V23H82L81 26H78L79 23L75 21L76 24H75V22H74V24H73V22H72V24L70 23V26H69V24H68V25L65 27L66 29H64V27L58 29V28H57L58 26H55V25H57L58 23H60V22L63 20V18L66 17V16L71 12V10H72L71 7H73L72 5H73V4L75 5V3H76L75 0H72V1H69V0H68L70 3H69L67 0H66L67 2H65V1L62 0L61 3H60ZM78 1H79V0H78ZM126 1H128V2H126ZM209 1H210L211 4L209 3ZM225 1H226V2H225ZM237 1H238V2H237ZM245 1H246V2H245ZM11 2H14V3L16 2V3H15V6H18V3H20V0H14V1H11ZM45 2H46V3H45ZM53 2H54V3H53ZM74 2H75V3H74ZM92 2H93V3H92ZM95 2H96V3H95ZM100 2H101V3H100ZM102 2H103L104 4H103ZM109 2H110V3H109ZM112 2H113V3H112ZM114 2H116V3H114ZM118 2H119V3H118ZM130 2H131L132 5H130ZM141 2H142V3H141ZM195 2H196V3H195ZM197 2H199V3H197ZM213 2H214L215 4H213ZM216 2H217V3H216ZM219 2H220V3H219ZM242 2H245V3L242 4ZM261 2H262V3H261ZM14 3H12V5H13ZM39 3H38V4H39ZM49 3H50V4H49ZM97 3H99L98 6L102 5L101 8H102L103 11H106V10H104V9H107V7L105 8L106 5L108 6V9L111 8V9H109V10L107 9L108 11H106V13L104 14V15L107 14L106 16H104L103 14H102V17L100 16L101 14L97 15L96 17H97L98 19L95 18V16H94V12H93V15L91 16V14H92V13H91V9H92V7H93V8L95 7V6H93V5H96V6H97ZM107 3H108L109 5H108ZM122 3H123V4H122ZM133 3L135 4L134 6H136V7H133ZM137 3H138V4H137ZM194 3H195V4H194ZM218 3H219V4H218ZM222 3H224V4L222 5ZM246 3H247V4H246ZM255 3H256V4H255ZM257 3H258V4H257ZM48 4H49V5H48ZM110 4H111V6H110ZM117 4H118V6H117ZM141 4H143V6H142ZM145 4H146V5H145ZM209 4H210V5H209ZM220 4H221V5H220ZM232 4H233V5H232ZM251 4H252V5H251ZM32 5H33V7H31ZM66 5H67V6H66ZM89 5H90V6H89ZM194 5H195L196 7H195ZM198 5H200L201 10H200V7H199ZM215 5H216V6H215ZM217 5H218V6H217ZM225 5H226V6H225ZM231 5H232V6H231ZM246 5H247L248 7H247ZM256 5H257V7H256ZM29 6H30V7H29ZM112 6H113L114 8H115V6H117V8H115L116 10L113 9ZM123 6H125V7H123ZM131 6H132V7H131ZM156 6H157V7H156ZM189 6H190V7H189ZM206 6H207V8H205ZM209 6H211V7H209ZM214 6H215V7H214ZM219 6H221V9H219V8H220ZM239 6H241V7H239ZM243 6H244V7H243ZM252 6H253V7H252ZM254 6H255L256 8H254ZM13 7H14V5H13ZM64 7H65V9H64ZM67 7H68V8L70 7V8H69L70 11H69V9H68ZM141 7H142V8H141ZM148 7H149V8H148ZM152 7H153V9H152ZM194 7H195V8H194ZM198 7H199V8H198ZM225 7H226V8H225ZM246 7H247V8H246ZM251 7H252V8H251ZM33 8H34L36 11L33 10ZM87 8H88V9H87ZM120 8H121V9L123 8V9L121 10ZM158 8H159V9H158ZM178 8H179V9H178ZM187 8H188V9H187ZM190 8H191V10H190ZM211 8H212L213 10H212ZM249 8H250V9H249ZM29 9H30V10H29ZM31 9H32V10H31ZM86 9H87V10H86ZM126 9H127V10H126ZM134 9H135V10H134ZM142 9H143V10H142ZM144 9H145V10H144ZM155 9H156V10H155ZM165 9H167V10H165ZM193 9H195V10H193ZM252 9H253V10H252ZM256 9H257V10H256ZM0 10H1L0 13H2V11H3L4 9L1 8ZM65 10H66V11H65ZM89 10H90V12H89ZM111 10H113L112 12H113L114 14H113L112 12H110ZM131 10H132V11H131ZM141 10H142V11H141ZM148 10H150V11H148ZM151 10H153V11H151ZM159 10H160V11H159ZM182 10H183L185 13H184ZM206 10H207V11H206ZM254 10H255V11H254ZM30 11H31V12H30ZM34 11H35V12H34ZM58 11H59V12H58ZM61 11H62V12H61ZM84 11H85V12H84ZM86 11H87V12H86ZM115 11H116V12L118 11L119 14H118V13L115 14V13H116ZM122 11H125V12L123 13ZM128 11H129V12H128ZM161 11H162L163 13H162ZM186 11H187V12H186ZM195 11H197V12H195ZM199 11H200V12H199ZM32 12H33V13H32ZM66 12H67V13H66ZM107 12H108V13H107ZM126 12H127V13H126ZM132 12H133V13H132ZM136 12H138V13H136ZM139 12H140V13H139ZM142 12H143V13H142ZM144 12L146 13V15H145ZM151 12H152V13H151ZM173 12H174V13H173ZM34 13H35V14H34ZM36 13H37V14H36ZM38 13H39V14H38ZM52 13H53V14H52ZM55 13H56V14H55ZM64 13H66L67 15L64 14ZM120 13L123 14L124 17L119 18V19H116V20L118 21V22L116 21V22H117V23H116L114 19H115V18H118L117 15L122 16ZM141 13H142V14H141ZM147 13H148L149 15H147ZM150 13H151V14H150ZM155 13H157V14H155ZM180 13H181V14H180ZM206 13H207V14H206ZM29 14H30V15H29ZM33 14H34V15H33ZM45 14H47V16H46ZM58 14H59V15H58ZM62 14H63V15H62ZM85 14H87V16H86ZM131 14H132V15H131ZM134 14H135V15H134ZM137 14H138V15H137ZM164 14H165V15H164ZM173 14H175V17H174V18H175V21H174V18H173V16H174ZM176 14H177V16H176ZM183 14H184V15H183ZM186 14H187L188 16H190V17L185 16ZM193 14H194V15H193ZM205 14H206V15H205ZM261 14H262V15H261ZM261 14H260V16H262V18H259V20H260V19H264V16H263V15H264V11H263ZM39 15H40V18H39ZM44 15H45V16H44ZM57 15H58V16H57ZM130 15L132 16V18H133L134 21L132 20V18H131ZM133 15H134V16H133ZM150 15H151V16H150ZM153 15H154V17H153ZM156 15H159L160 17H159V16L156 17ZM182 15H183V16H182ZM197 15H198V16H197ZM200 15H202V16H200ZM33 16H34V17H33ZM60 16H61V17H60ZM90 16H91V17H90ZM98 16H99V17H98ZM111 16H113L114 19H113ZM116 16H117V17H116ZM136 16H137V18H136ZM139 16H140V17H139ZM143 16H145V17H143ZM146 16H147V17H146ZM164 16H165L166 19L164 18ZM170 16H171V17H170ZM180 16H181V17H180ZM184 16H185V17H184ZM195 16H196V17H195ZM35 17H36V18H35ZM48 17H49V19H48ZM50 17H52V18H50ZM53 17H54V18H53ZM57 17H59V18H57ZM62 17H63V18H62ZM84 17H85L86 19H85ZM92 17L95 18V20L97 19V20L99 21V22H98V21L96 20V21H97L96 23H97L99 26L96 24L95 27L93 26L94 28L92 27V29H91V27H88V26H85V25H87L86 23H88L87 20L89 21ZM100 17H101V18H100ZM108 17H109L110 19H109ZM125 17H126V18H125ZM127 17H128V21H127ZM138 17H139V18H138ZM141 17H143V18L145 19V21H143V19H142ZM148 17H149V18H148ZM169 17H170V18H169ZM176 17H177V18H176ZM182 17H183V18H182ZM31 18H32V19H31ZM34 18H35L36 20H35ZM38 18H39V19H38ZM43 18H44V19H43ZM61 18H62V19H61ZM88 18H89V19H88ZM153 18H154V19H153ZM171 18H172V19H171ZM27 19H28V20H27ZM40 19H41V20H40ZM64 19H65V18H64ZM84 19H85V20H84ZM101 19H102V20H101ZM103 19H104V20H103ZM105 19H106V20H105ZM111 19H112V20H111ZM122 19H123L124 21H122V22L120 21V22H119V20H122ZM129 19H130V20H129ZM135 19H136L137 21H136ZM141 19H142V20H141ZM156 19L158 20V22H157ZM161 19H163V20H162L163 22L160 21ZM177 19H178V20H177ZM29 20H30V21H29ZM33 20H34V21H33ZM39 20H40V21H39ZM42 20H43V21H42ZM110 20H111V21H110ZM149 20H150V22H149ZM151 20H152V21H151ZM167 20H169V21H167ZM172 20H173V21H172ZM176 20H177V21H176ZM209 20H210V19H209ZM209 20H207V21L205 22V23H207V24H204V25H203L204 27H203V26L201 27L202 30L205 29V30L207 31V29H209V27H211V26L213 25L212 19H211L210 21H209ZM31 21H32V22H31ZM112 21H114V22H113L114 24L112 23ZM132 21H133V22H132ZM135 21H136V22H135ZM159 21H160V22H159ZM260 21H262V20H260ZM40 22H42V23H40ZM48 22H49V23H48ZM50 22H51V23H50ZM85 22H86V23H85ZM104 22H105V23H104ZM110 22H111V23H110ZM142 22H143L144 24H142ZM155 22H156V23H155ZM161 22H162V23H161ZM169 22H170L171 24H169ZM173 22H175V23L173 24ZM15 23H17V22L15 21ZM34 23H35V24H34ZM77 23H78V24H77ZM102 23H103V24H102ZM118 23H119L120 25H119ZM122 23H124L125 25H126L127 23H128V24L125 26V25L122 24ZM134 23H135V24H134ZM136 23H137V24L139 23L140 25H139V24L137 25ZM145 23H146V24H145ZM165 23H166V24H165ZM167 23H168V24H167ZM247 23H248V21H247ZM247 23H246V26L244 27L245 30H246V28H248V27H247L248 24H250V25L252 24V23H248V24H247ZM262 23H264V21H263ZM41 24H43V25L41 26ZM51 24H52V25H51ZM106 24H107V25H106ZM112 24H113V25H112ZM116 24H117V25H116ZM121 24H122V26H121ZM130 24H131V25H130ZM149 24H150V25H149ZM158 24H159L160 26H159ZM163 24H164V25H163ZM209 24H211V26H210ZM47 25H48V26H47ZM72 25L75 26V27H72ZM83 25H84V26H83ZM100 25H101V26H100ZM103 25H104V26H103ZM110 25H111V26H110ZM118 25H119L120 28H119V27H118V28L116 27V26H118ZM128 25H129V27H127ZM144 25H145V26H144ZM168 25H169V26H168ZM207 25H209V27H208ZM250 25H249V26H250ZM263 25H264V24H263ZM31 26H33V27H31ZM43 26H45V27H43ZM77 26H78V27H77ZM82 26H83L84 28H83ZM105 26L108 27V28H106ZM124 26H125V27H124ZM140 26H141L142 28H141ZM156 26H157L158 28H157ZM28 27H29V28H28ZM47 27H48V29H47ZM52 27H53V28H52ZM76 27H77V28H76ZM102 27H103V28H102ZM111 27H113V28L111 29V30L114 29L113 31L109 30V28H111ZM123 27H124V28H123ZM134 27H135L136 29H135ZM167 27H168V28H167ZM263 27H264V26H263ZM37 28H38V29H37ZM40 28H42V29H40ZM49 28H50V29H49ZM72 28H73L74 30H76V31H73ZM79 28H80V30H79ZM88 28H89L90 30H89ZM98 28H99V29H98ZM101 28H102V29H101ZM125 28H126V31H125ZM129 28H130V30H129ZM139 28H140V29H139ZM159 28H160V29H159ZM161 28H162V29H161ZM163 28H164V29H163ZM244 28H242L243 31H244ZM249 28L253 31L254 26L251 25ZM252 28H253V29H252ZM6 29H7V28H6ZM6 29L4 28V31H5ZM46 29H47V30H46ZM55 29H56V30H55ZM70 29H71V30H70ZM86 29H87L88 31H91V32H88ZM94 29H95V30H94ZM97 29H98V31H97ZM117 29L119 30V32H118ZM120 29L122 30L121 32H120ZM141 29H142V30H141ZM2 30H3V29H2ZM32 30H33V32H32ZM37 30H38V31H37ZM41 30H42L43 32H42ZM53 30H55V32H54ZM57 30H58V33L56 32ZM60 30H61V31H60ZM62 30H63V31H62ZM64 30H65V31H64ZM93 30H94V31H93ZM105 30H106V31H105ZM115 30L117 31V33H116ZM123 30H124L125 32H124ZM205 30H204V31H205ZM4 31H2V32H4ZM12 31H13V32H12ZM12 31H9V30L7 29V32H8L7 34H9V35H6V36L8 37V38L6 37L7 40H11V39L13 40V38L16 37V35H15V32H16V31L13 30V29H12ZM51 31H52V32H51ZM95 31H96L97 33H98V32H102V34H101V33H98V34H97ZM108 31H109V32H108ZM127 31H128L129 33H128ZM138 31H139V32H138ZM243 31H242V32H243ZM24 32H25V33H24ZM28 32H29V33H28ZM35 32H36V33H35ZM47 32H48V34H47ZM60 32H61V33H60ZM62 32H63L64 34H63ZM73 32H74V33H73ZM79 32H80V33H79ZM85 32H86V33H85ZM112 32H113V33H112ZM123 32L126 33V34H123ZM240 32H241V31H239V33H240ZM242 32H241V34L238 33V36H239V35L241 36V35H242ZM263 32H264V29H263ZM263 32L261 33L262 35H263ZM41 33H43V34L41 35ZM49 33H50V34H49ZM56 33H57V34H56ZM59 33H60V34H59ZM66 33H67V34H66ZM72 33H73L74 35H72ZM75 33H76V34H75ZM83 33H84V34H83ZM105 33H106V34H105ZM109 33H110V34H109ZM120 33H122V34H120ZM131 33H132L133 35H132ZM143 33H144V35H143ZM10 34H11V35H10ZM26 34H27V36H26ZM37 34H38V35H37ZM39 34H40V35H39ZM44 34H45V35H44ZM54 34H55L56 36H55ZM95 34H96V35H95ZM100 34H101V35H100ZM108 34H109L110 36H108ZM115 34H116V35H115ZM118 34H119V35H118ZM140 34H141V35H140ZM31 35H32V36H31ZM36 35H37L38 37H37ZM47 35H48V36H47ZM51 35H52V36H51ZM57 35H58L59 37H57ZM60 35H61V36H60ZM67 35H68V37L66 38ZM69 35H70V36H69ZM76 35H77V37H75ZM105 35H106V36H105ZM136 35H137V36H136ZM145 35H147V36H145ZM258 35H259V36H258ZM258 35H257L258 37H255V38L253 39L254 46H257L258 44L260 45V43L263 44V42H264V39H263V38H264V35H263L262 37H261L260 34H258ZM24 36H25V38H27V37H28V38L25 39ZM35 36H36V37H35ZM46 36H47V37H46ZM49 36L52 37V38H50ZM71 36H72V37H71ZM80 36H81V37H80ZM93 36H94V38H93ZM96 36H97V37H96ZM123 36H124V38H123ZM127 36H128V37H127ZM129 36H130V37H129ZM133 36H135V37H133ZM138 36H139V37H138ZM9 37H10V38H9ZM40 37H43V38H40ZM62 37H63V38H62ZM69 37H70V38H69ZM79 37H80V38H79ZM84 37H86V39H85ZM98 37H99V38H98ZM100 37H101V39H100ZM210 37H211V38H210ZM44 38H47L46 41H45ZM55 38H56V39H55ZM60 38H61V39H60ZM68 38H69V39H68ZM71 38H73V40H72ZM75 38H77V39L75 40ZM95 38H97V39H96L97 42H93ZM122 38H123V39H122ZM259 38L262 39V40L260 39V42H259ZM42 39H44V40H42ZM54 39H55V40H54ZM81 39H85V41H84V40H81ZM92 39H93V40H92ZM195 39H196V38H195ZM208 39H209V41H208ZM47 40H48V41H47ZM56 40H57V41H56ZM64 40H66V41L64 42ZM68 40H69V41H68ZM70 40L73 42V43L71 42L72 44L70 43ZM96 40H95V41H96ZM206 40H207V41H206ZM58 41H59V42H58ZM61 41H62V42H61ZM76 41H77V42H76ZM78 41H79V42H78ZM80 41H82L83 45H82V43H81ZM217 41H218V42H217ZM262 41H263V42H262ZM45 42H48V43H45ZM55 42H56V44L58 43L57 46L60 47V50H59V51L61 52V53L59 54V56L56 57L57 59H56V58L48 59V60H52V59H54V60H52V62H51V61L49 62L47 59L44 58L48 63H47L45 60H43L44 62L41 61L40 59L43 58L42 55H43L44 53H45V54H46V53H47V54H48V53H51L50 50L52 49V46H53V48L55 47V45H56ZM74 42H75V43H74ZM87 42H88V43H87ZM91 42H92V43H91ZM144 42H145V40H144ZM203 42H204V43H203ZM203 42H202V43L205 45V47L207 46L206 48H208V49H209V48H211V49H214V48H215L214 50H216V48H218V49H221V48H222V49L219 50V51H215V52L213 51L214 53H213V52L211 53V49H209V53H211V54H215L216 52H217L216 54H220V52H221V53L226 52L225 54L228 55V54L231 53L230 55H232V52H233V54H234V52H236V50H237V45H236L235 43H234V44H233V43H232V44H231V43H228V45H229V46H228L227 44H225L226 42H222V45H221V44L219 43V40L215 37V35H211V36L207 37V39H205ZM210 42H211V43H210ZM51 43H52V44H51ZM59 43H61V44L59 45ZM68 43H69V44H68ZM86 43H87V45H86ZM215 43H216V45H215ZM218 43H219V45H218ZM256 43H257V44H256ZM25 44H26V43H25ZM43 44H44V45H43ZM54 44H55V45H54ZM64 44H65V45H64ZM66 44H67V45H66ZM73 44H74V45H73ZM75 44H76V45H75ZM90 44H92V46H94V47H92ZM212 44H213V45H212ZM224 44H225V45H224ZM230 44H231V46H230ZM15 45H16V46H15ZM50 45H52V46H50ZM81 45H82L83 47H81ZM141 45H143V43H141ZM144 45H145V44H144ZM208 45H209V46H208ZM232 45H233V46H232ZM6 46H7V47H6ZM9 46H10V47H9ZM49 46H50V48H49L50 50H49L48 48H46V47H49ZM66 46H67V47H66ZM70 46H71V47H70ZM75 46H76L77 48H86V47L93 48V49L91 50V52H89L91 55L88 53V54H87V57L84 56L85 59H84L83 57H81V58H82V59H81V58H79L80 56H78L77 58H75V60H73L74 62H73V61H72V62H68L67 60H65V57H66V56H65L64 58H63L62 56L66 55V54H68V53H71L73 50H75V48H76ZM85 46H86V47H85ZM90 46H91V47H90ZM210 46H211V47H210ZM215 46H216V47H215ZM224 46H225L226 50H224ZM226 46H228V48H227ZM14 47H15V48H14ZM16 47H17L18 50H14V49H16ZM21 47H22V49H20ZM26 47H27V46H26ZM61 47H63V48L66 47V49H65V48L63 49V48H61ZM141 47H142V46H141ZM141 47L138 48V49H139V52L144 51V50H142ZM212 47H213V48H212ZM8 48H9V49H8ZM45 48L48 49V50L46 51ZM69 48H70V49H69ZM72 48H73V49H72ZM77 48H76V49H77ZM136 48H137V47H136ZM181 48H182V47H181ZM181 48H178L179 50H176L177 52L175 51V54L178 53L179 55L177 54V56H179V57L182 56V53H183V55H184V53L186 52V50H185L184 52L181 53V51H183V49H186V48H182V49H181ZM229 48H231V49H229ZM6 49H7V51H9V52H7ZM11 49H12V50H11ZM23 49H25V50H24V51H25V54L23 53V52H24ZM61 49H62V50H61ZM68 49H69V50H68ZM128 49H129V47H128ZM128 49H127V50L125 49V50L123 51V52L126 51L125 53H121V55L124 56V59H125L126 57H127V59H128V57H130L129 54H131V53L133 54V53L136 51L135 48H134V49H133V48H132V49L130 48L129 51H128ZM140 49H141L142 51H140ZM117 50H120V49H119V48L114 49L113 51H115V52H114L115 54L112 53V55L114 54V55L117 56V55L119 54V53L117 54V52H119V51H117ZM5 51H6L7 53H6ZM15 51H17V52H16V55L14 54ZM18 51H19V52H18ZM20 51H23V52H20ZM43 51H44V53H43ZM45 51H46V52H45ZM48 51H49V52H48ZM51 51H52V50H51ZM64 51H67V52L64 53ZM69 51H70V52H69ZM127 51H128V53H127ZM145 51H146V50H145ZM148 51H149V50H148ZM148 51H146V52L148 53ZM188 51H189V52H188ZM207 51H208V50H207ZM10 52H11V53H10ZM26 52H27V54L29 53L30 55H32V56H29V55H28V56H29V60H28V57L26 56V55H27ZM130 52H131V53H130ZM193 52H194V53H193ZM8 53H10V54H8ZM20 53H21V54H20ZM63 53H64V54H63ZM93 53H94V54H93ZM149 53H150V52H149ZM149 53H148V54H149ZM190 53H191V54H190ZM5 54H6V55H5ZM7 54H8V55H7ZM18 54H20L21 56L18 55ZM61 54H63V55H61ZM132 54H131L130 59H128V60H127V59L124 60L123 57H121V60L119 61L120 58H119V59L117 58V61H119V62L121 63L120 66H119V69H120V67L124 66L127 62H130V61H131V58H132V56H133ZM140 54H141V53H140ZM140 54H139V56L142 58V59H141V58L139 59V62H140V63L145 62V60L147 61V59L151 56V55H150L151 53L149 54L148 57H147L148 54L145 55V52H144L143 54H141V55H140ZM185 54H187V57L182 61V62H184V64H183V63H179V64H182L183 66H186V65H190V66H191V65H193V60L196 59V58L198 57V55H197V51L195 52V50H192V51H191V50H187V52H186ZM216 54H215V55H216ZM4 55H5V56H4ZM14 55H15V56H14ZM24 55H25L26 57H25ZM35 55H36V57H35ZM60 55H61L62 59H64V60L61 59ZM189 55H191L192 57H190ZM259 55H260V56H259ZM259 55H258V59L260 58V59L262 60V61H261V62L263 63V64H262V67L264 68V49H263L262 53H260ZM12 56H14V57H12ZM37 56H39V58H38ZM90 56H91V57H90ZM196 56H197V57H196ZM1 57H0V59H1ZM3 57H5V58H3ZM6 57H7V58H6ZM8 57H9V58H8ZM16 57H17V58H16ZM18 57H19V58H23V59H19ZM24 57H25V58H24ZM30 57H31V58H30ZM34 57H35V58H34ZM40 57H41V58H40ZM59 57H60V60H59V62H58ZM88 57H89V58H88ZM94 57H95V60H94ZM114 57H115V56H114ZM117 57H120V55L117 56ZM145 57H146L147 59H146ZM194 57H195V58H194ZM15 58H16L17 61L15 60ZM5 59H6V60H5ZM24 59H25V60L27 59L26 61H29L30 63H29V62L26 63V61H25ZM30 59H31V60H30ZM35 59H38L37 62H36ZM77 59H78V61H77ZM80 59H81L82 61H81ZM86 59H87V60H86ZM189 59H190V60H189ZM18 60H19V61H18ZM32 60L35 61L37 64H41V66L38 65L40 68H39V67L36 65V63H34ZM14 61H15V62H14ZM22 61H23V62H22ZM38 61H40V62H38ZM53 61H55V62H53ZM122 61H123L124 63H123ZM141 61H142V62H141ZM6 62H7V63H6ZM17 62H18V63H17ZM32 62H33V63H32ZM42 62H43V63H42ZM62 62H63V63H62ZM83 62H82V63H83ZM98 62H99V63H98ZM103 62H104V63H103ZM105 62H106V63H105ZM1 63H3V64H1ZM15 63H16V64H15ZM25 63L28 64V65L30 66V69H32L31 67H35V66H36V68L38 67V68L41 69V70H38V68H37V69L34 68V70L36 69L38 72H36V70H35L36 73L33 72V71H31V72L35 73V74H33V73L30 72L31 74H33V75H31V74L28 73L29 70H28V71L25 70L26 68H29L28 65H26ZM46 63H47V64H46ZM55 63H56V64H55ZM66 63H67V64H66ZM69 63L73 64L72 66L70 65V67H72L70 70H74V71L69 72V71H70V70H69V67H68V66H69ZM79 63H80V64H79ZM100 63H101V64H100ZM188 63H189V64H188ZM18 64H19V65H18ZM20 64H21V65H20ZM48 64H49V65H48ZM76 64H78V65H76ZM99 64H100V66H99ZM102 64H103V65H102ZM118 64H119V63H118ZM3 65H4V66H3ZM7 65H8V66H7ZM22 65H23V66L25 65V67H24V68H23V67L21 68ZM31 65H32V66H31ZM34 65H35V66H34ZM58 65H59V66H58ZM65 65H67V66H65ZM74 65H75V66H74ZM19 66H20L21 69H23V70H22L23 72L20 71V68H17V67H19ZM26 66H27V67H26ZM44 66H45V67L47 66V67L45 68ZM76 66H77V67H76ZM102 66H103V68H102ZM204 66H206V65H204ZM204 66H202V67H200V68H198V69H197V68L194 69L195 71H194V72L192 71V73H190V74L187 76V78H188V82H189V81H190V82H192V81L195 82L196 80H201L202 78L200 79V78H199L200 76H201V77H202V76L205 77V75H206V73H207V71H208V66H206L205 68H204ZM6 67H7V68H6ZM52 67H53V68H52ZM57 67H59L58 71L61 73V75H60L59 72L57 71ZM186 67H187V66H186ZM61 68H63V69L60 70ZM64 68H65V69H64ZM78 68L81 69V70H78ZM148 68H151V70L153 69V71H151L150 69H147V70H146L147 73H146V72H145V73L147 74V76H146V75H145V76H146L147 78H146L145 80H147V81L144 80V81H145V82L143 81L144 83L141 82V84L138 83V85H137V83H136V86L134 85L135 88H134V87H131V88L133 89V91H132L131 93H133V94L136 93V92H139V93H140L141 90H142V92H144V93L146 92V94L144 95V97L146 96L145 99H144V97H143L142 99H144V100L141 101V103L143 102V104H141L142 107H145V108H147L145 105H147L149 108H151V103H150V102H152L153 100L155 101V99H156V101H157V100H158V101H159V100L161 101V100L167 98V96L169 95L168 93H170V92H169V91H170V87H168V85L170 86L169 83L172 82L171 79H170L171 82H170L168 79H166V80H162V81L160 80V81H159L158 76H157V78H156V77L154 78L153 75L156 76V72L159 73L158 71H160V70L157 69V67H155V65L153 66V64H152L151 67L149 66ZM6 69H9V70H6ZM10 69H11V70H10ZM12 69H13V70H12ZM14 69H15V70H14ZM17 69H19V70H18V72H17V74H16L15 72L17 71ZM46 69H47V72H46ZM50 69H51V70H50ZM76 69H77L78 71H77ZM94 69H95V70H94ZM134 69H135V70L137 69V71L135 72ZM134 69L131 70V71L134 70V72H131V74L129 73V74H128V77H126V78H128V79H126V78L124 79L126 82L123 83V81H124V80H123L122 82L120 81L121 84H120V83L118 84V86H119L118 88H119V90H121L122 92L124 91V90H122V89H124V88H126L125 91H127V89L130 87V86H127V85H129L130 83L136 81L135 79L137 78V76H139V74H138V73H139V72H138V68H134ZM156 69H157V70H156ZM174 69L176 70V66H174ZM174 69H172V70L174 71ZM240 69H241V70H240ZM243 69L245 70V67H243V66L240 67V68L238 67L237 69H235V73H236V75H240L242 71L244 72ZM1 70H2V71H1ZM5 70H6V72H4ZM32 70H33V69H32ZM54 70H55V71H54ZM100 70H101V72L99 73ZM197 70H198V71H197ZM237 70H239V71L237 72ZM9 71H11V72L9 73ZM66 71H67V72H66ZM97 71H98V72H97ZM118 71H119V70H118ZM148 71H149V72H148ZM150 71L153 72V73H151ZM201 71H202V72H201ZM19 72L22 73V75H21ZM24 72H25V74H24ZM56 72H57V73H56ZM85 72H87V71H85ZM88 72H87V73H88ZM200 72H201L202 74H201ZM243 72H242V73H243ZM41 73H42V72H41ZM50 73H52V74H50ZM65 73H66V74H65ZM69 73H70V74H69ZM91 73H92V72H91ZM98 73H99L101 76H99ZM116 73H119V72H116ZM135 73H136V74H135ZM154 73H155V74H154ZM193 73H194V74H193ZM198 73H200V75H199ZM238 73H239V74H238ZM2 74H3V76H2ZM18 74H19V75H18ZM58 74H59V75H58ZM67 74H68V76H66ZM97 74H98V75H97ZM148 74H151V75L149 76ZM208 74H209V73H207V75H208ZM211 74H212V75H211ZM211 74H209V75L211 76V79H210V81H209V85H208V83H205V82H204L205 80H204V81L201 80V83H200V81H199L198 84L195 83V85H197V88H195V89H196V90L198 89L197 91H198L199 93H200V92L203 93V92H202V89H203V90H206V93H207V92L211 93V88H212V87H214L215 85H220V84H222L224 81H225V83H226V78H225L224 76H220L221 74L219 75V73H218V75H217L216 72H215L216 75H215L214 73H211ZM6 75H5V76H6ZM51 75H52V76H51ZM112 75H113V76H112ZM112 75H111V77H110L111 80H115V78H117V74L114 73V74H112ZM135 75H136V76H135ZM197 75H198V76H197ZM5 76H4V77H5ZM58 76H59V77H58ZM61 76H63V77H61ZM64 76H66L67 78H65ZM70 76H71V77H70ZM133 76H135L136 78L133 77ZM192 76H193V77H192ZM194 76H195V77H194ZM214 76H215V77H214ZM216 76H218V78H217ZM1 77H0V82L3 83ZM50 77H51V78L54 77V78H55L56 80H58V81H56L54 78L51 79ZM57 77H58V78H57ZM197 77H198V79H194V78H197ZM221 77H222V78H221ZM61 78H62V79H61ZM70 78H71V79H70ZM131 78H132V79H131ZM189 78H190V79L192 78V79L190 80ZM215 78H216V80H215ZM224 78H225V79H224ZM18 79H20V80H18ZM47 79H49V80H47ZM97 79H98V80H97ZM150 79H151V81H150ZM219 79H220V80H219ZM53 80H54V81H53ZM65 80H67L68 82L65 81ZM153 80H155V81H153ZM157 80H158V81H157ZM3 81H4V83H5V81L8 82V80H4V79H3ZM16 81H15V82H16ZM62 81H63V82H62ZM70 81H71V83H70ZM82 81H83V82H82ZM94 81H92V82H94ZM129 81H130V82H129ZM131 81H132V82H131ZM168 81H169V82H168ZM202 81H203V82H202ZM211 81H212V82H211ZM53 82H54V83H53ZM61 82H62L63 84H62ZM193 82H192V86H193ZM196 82H198V81H196ZM213 82H214V83H213ZM217 82H218V83H217ZM1 83H0V84H1ZM49 83H50V84H49ZM64 83H65V84H64ZM67 83H68L69 85H68ZM73 83H74L76 86H75ZM77 83H78V84H77ZM160 83H161V85H160ZM7 84H8V83H7ZM7 84H4V85L2 84V85H1V86L3 87V90H4L6 87L9 86V84H8V85H7ZM70 84H71V85H70ZM134 84H135V83H134ZM139 84H140V85H139ZM150 84H151V85H150ZM202 84H203V85H202ZM211 84H212V85H211ZM214 84H215V85H214ZM45 85H47V86L45 87ZM62 85H64V86H62ZM72 85H73V86H72ZM81 85H82V86H81ZM122 85H123V86H122ZM125 85H126V86H125ZM130 85H132V84H130ZM158 85H159V86H158ZM195 85H194V87H196ZM4 86H5V88H4ZM43 86H44V87H43ZM59 86H61V88H59ZM140 86H141V87H140ZM199 86H200V87H199ZM2 87L0 88V94L2 93V94L4 95V91L1 92ZM54 87H55V86H54ZM54 87H53V88H54ZM64 87H65V88H64ZM84 87H85V88H84ZM121 87H122V88H121ZM127 87H128V88H127ZM139 87H140L141 90L139 89ZM142 87H143L144 89H143ZM157 87H158V88H157ZM159 87H160L161 89H160ZM208 87H209V89H208ZM261 87H262L263 89H261ZM9 88H10V87H9ZM62 88H63V89H62ZM145 88H146V89H145ZM154 88H155V89H154ZM162 88H163V89H162ZM199 88H200V89H199ZM204 88H205V89H204ZM258 88H259V90H258ZM258 88H256V89H257L259 92L256 91V89H255V91H254V92H255V95L258 96V97H260V96L262 97V95L264 96V92H263V90H264V85H263V86H260V87H258ZM57 89H59V91H56ZM76 89H78V90H76ZM147 89H148V90H147ZM164 89H165V90H164ZM241 89H242V90H241ZM241 89L239 90V94H240V96H239V94H238V96H239L240 98L242 97V99H243V96H246L247 93H246L245 88H241ZM260 89L262 90V92H261ZM10 90H11V89H8V93H9V92L12 93V92H11L12 90H11V91H10ZM35 90H36V89H35ZM61 90H62V91H61ZM81 90H82V91H81ZM138 90H139V91H138ZM157 90H158V91H157ZM161 90H162L163 92H165L167 95L164 94ZM209 90H210V91H209ZM243 90H244V91H243ZM5 91H6L5 94H7V89H6ZM148 91H149V92H148ZM156 91H157V93H156ZM166 91H167V92H166ZM242 91H243V92H242ZM61 92H62V93H61ZM63 92H64V93H63ZM69 92H71V91H69ZM152 92H153V93H152ZM158 93H159V94H158ZM242 93H243V94H242ZM244 93H245V94H244ZM259 93H263V94H259ZM14 94H15V93H14ZM37 94H38V93H37ZM153 94H154L155 98H154L153 100H151L152 97H154V96H152ZM161 94H162V95H161ZM258 94H259V95H258ZM16 95H17V96H16ZM16 95H15V98L17 97V99H15V101L18 100L17 102H19L20 99H21V100L23 99V103H22V101H21V104L19 103V104L21 105V108H22V109L20 108V106H18L20 109L17 107V105H18V103H17V105H16V106H13L14 108H12V109H16V108H17L16 110L19 109L18 112L15 111V110H14V112H13V110H11V109L9 108L10 106L7 107V109H6L7 112H8V109H9V111H12L14 114L11 112V113H12L11 115H12V117L15 115V118H16L17 115H18V117H21L22 115L25 116L28 112H29V114H30L31 112L28 110V108L30 109V108H31L30 105L33 106V104H34L35 102L31 100V102H33V104H31V102L29 101V100H30L29 97L26 96V97L28 98V101L30 102V103L28 102V104H27L26 101H25L27 98H26L25 96H24V97H25V99H24V98H22L23 96L20 98V95H18V93H16ZM61 95H62V96H61ZM64 95H65V96H64ZM164 95H166V96H164ZM58 96H60V97H58ZM63 96H64V98H63ZM53 97H55V96H53ZM158 97H159V98H158ZM162 97H163V98H162ZM261 97H260V98H257V97H256L255 101H256L257 103H256L255 101H253V102L256 103L257 105H255V104L252 105V104H253V102H252V104H250L251 107H248V109L251 108V109H249V111L251 110L252 113H253V110H254L253 107L255 108V106H256V108H259V109L262 108V105H260L259 103H261V104L264 103V97H262V100H261ZM18 98H20V99H18ZM30 98H31V95H30ZM58 98H59V99H58ZM60 98H61V99H60ZM62 98H63V99H62ZM74 98L76 99L77 97H74ZM148 98H149L150 100H149ZM218 98H219V97H218ZM218 98H217V99H218ZM244 98H245V97H244ZM53 99H54V98H53ZM53 99H52V101H50L52 104L55 103V102L53 103ZM147 99H148V100H147ZM242 99H241V100H242ZM215 100H216V99H215ZM24 101H25V102H24ZM70 101H71V103H69ZM72 101H73V99H72V100H69L68 103H66V104H68V105L71 106V107H70V106L66 105V108H68V109L70 108V110H71L72 107H74V105H76V104H73V103H75V101H73V102H72ZM145 102H146L147 104H146ZM51 103H49L50 105H49V104H46V107H45V106L43 107V105H38V106L36 107L38 110H37V112H35V111H36V109H35V110H34V113L37 114L38 112H41V113H38V114H37L38 117L35 116V114H34L33 112H32V113L34 114L35 117L39 118V117L41 116V114L43 115V114L47 111V110H46V109H47V105H48V108H49V106H52ZM144 103H145V104H144ZM25 104H26L27 106H26ZM29 104H30V105H29ZM71 104H72V105H71ZM149 104H150V105H149ZM23 105H24V107L27 108V110H26V108L23 107ZM28 105H29V106H28ZM34 105H35V104H34ZM176 105H177V107H178V106L180 105V102H179V101H176V102L174 101L172 104H171V102H168V103H166V105H165V109L167 108V110L165 111V110L163 109L164 107H163L161 110H164L165 112H168V111H169L168 109H170V111H172V112L175 110V111L173 112V114H175V116L172 114L170 117H168L169 119H167V120H166L167 122H165V123H167V124L169 125V124H170L169 121L171 122V124L169 125V128H171L172 126L176 125V126L178 127L177 130H178V132H179V134H177V135H179L180 137H179V136H175V137H172V136H171V137H170V131H169L170 129L167 130L168 128L165 129V130L163 131L164 134L162 135V133H161L159 137L157 136V133H156L154 130H151V131H153V132H151V131L149 130V131L147 132L148 134L146 133V134L144 135L145 137L147 136V137H146L147 139L145 138V139H146L145 143L148 142L147 144H151L150 142H152L151 145H156V146H158V145L160 144V142H162V143L160 144V145H162L163 142H166V141H167V139H168V141L170 140V143H171V144L173 143V144L171 145L172 148H171V147H170V149L168 148L167 151H166V149H165V150H162L161 153H159V155H157V156L149 157V161H148L147 159L145 160L148 164H149V163H152V162L154 161V160H153V161L151 162V159H150V158H153V159L155 158L156 161H154V162H157V163H158V161H160V164H163V162H164V164H163V167H164V168L162 167V170H163V171L161 170L160 172H163V174L165 173V175H170L169 177L172 178V180H171L170 178H169L170 181L168 180V181H169L168 183H169L170 185H171L172 183H173V184H179V183H181L180 178H181V180H183V179H182V177H184L183 174H182V175H180V174H179V175L176 174V173H177V172H176L177 169H179L178 167L181 166L180 169H182V168H183V169H187L186 167H187L189 164H190L189 166H191V165L194 166L195 163L197 164L196 167H198V170H197V172H195V175L191 178V180H192L194 183L196 182V184H198L200 181L203 183V181H202V180H203V177H202L203 170H201V169H203V168L205 169V166L209 163V161H212V160L214 159V157H212V156H215V157H217L218 155H219L218 157L223 156V158H224V159L226 158V161H228L229 158H231V156L234 157V155H233V154H235L234 152H236V151L238 152L239 149H240V151H241L242 149L244 150L245 145H247V142H249V141H248V139H249L248 135H249V134H252V133L255 132V131L253 130V132L250 133V132H251V129L253 128V126H255V125L257 126V125L260 124L258 128H255V127H254L253 129H256V133H258V135L261 136L262 138H263V136H264V133H263V132H264V130H263V129H264V116H263V115H264V112H263L264 104H263V109H260V111L263 112V114H261L260 116H258V117L255 116V117H256V118H255V117H253L254 115H252V114H248V113H251V111H250V112L248 111V112L246 113V112H244V109H242L243 112H240L241 109H239L240 111L238 110V111H236V113H233L232 116H229V118L227 119V121L223 122V125H222L221 123H219V124H221L220 127H219V125H215L216 122H215L214 124H211V125H213V126L211 127V125H210V126L208 127L211 131L209 130L210 133L207 135V137H206V135H203L204 137L202 136L200 139L197 138V140H196V138L194 139V137H195L194 134H196V132H198V131H201V127L203 128V124H204V122L202 123V121H200L201 119L198 118V119H199V120H198L197 117H196V114H197V113L195 114V112L198 111L197 108H195L196 110H195V109H194V110L191 109L192 111H191V110H190V111L188 110V111L185 112V111H183V110H181V109L178 111L179 108L176 110L177 107H174V106H176ZM127 106H128V102H127V103L124 102V106L122 107V108H123V111H124V114H123V112H122L121 117H120V116L118 117V118H120V119L117 118L116 121H114V122H115V127H117V126L121 127L123 121H127L128 119L131 120L132 117H134L133 115H135V113H134L135 111H134V112H133V111L130 112V110H129L128 108H126ZM170 106H171V107H170ZM260 106H261V107H260ZM40 107H42V109H41ZM173 107H174V108H173ZM44 108H46L45 111L43 110ZM149 108H148V109H149ZM256 108H255V110H256ZM68 109H66V110L68 111ZM151 109H152V108H151ZM173 109H174V110H173ZM248 109H247V110H248ZM22 110H23V111L25 110L24 112H26V111H27V112L23 114V111H22ZM42 110H43V111H42ZM247 110H246V111H247ZM126 111H127V112L129 111L130 113L133 112L134 114L132 113V115H131V114L129 115V112H128V113H125ZM152 111L154 112L155 110L152 109V110H150V112L148 111L147 113H146V112L144 113V115H146V116H148V115L150 116V114H151V116H150L151 118H149V120H152V121H151V124H149L150 121H148L147 119H146V121H145V123L148 121V122H147L148 129H149V128L151 129L152 127L155 128L154 125H156V121H155V120H157L156 116H158V115H157L156 113H153ZM164 111H162L161 114H164V113H165ZM218 111H220V110H218ZM20 112H21V113H20ZM42 112H44V113H42ZM155 112H157V111H155ZM175 112H176V113H175ZM179 112L184 113L185 116H184V114H182V113L179 114ZM187 112H188V114H187ZM191 112H192V113H191ZM32 113H31L30 116H33ZM193 113H194V116H193ZM215 113H216V112H215ZM219 113H221V111H220ZM237 113H239V114H237ZM243 113H244V114H243ZM29 114H27L26 117L30 119ZM147 114H148V115H147ZM153 114H154V115L156 114V115H155V116H152ZM178 114L181 115V116H179ZM234 114H236V115H235V117L233 118V115H234ZM123 115H124V116H123ZM126 115H128V116H126ZM187 115H188V116H187ZM217 115H218V113H217ZM217 115H216V118H217V117L219 118V117H221L222 114H221L220 116H217ZM242 115H243V116H242ZM248 115H249V116H248ZM250 115H252V116H250ZM28 116H29V117H28ZM129 116H130V117L132 116L131 119L129 118ZM237 116H239V117L241 116L240 118H241V119L243 118L242 120H244V121H242V124L239 125V127L237 126V127L235 128V129L238 128L237 130H235V132H237V136H240V137H242V136H244V135H245V137L247 136V137H248L247 142L245 141L246 138H243V140H242V139L240 140V139L237 138V137L232 138L231 141H230V140H227V139H224V141H223V140L220 139V138H222L223 136L227 135V134L233 129V124H234L233 122H234V120H235V122H236L238 119H240V118H238ZM35 117H34V119H35V121H36L37 118H35ZM188 117H189V118H188ZM247 117H248V118H247ZM260 117H262V118L260 119ZM0 118H1V119H0V122L5 123V121H4V120H5V119H4V116H1ZM2 118H3V120H2ZM13 118H14V117H13ZM125 118H126V119H125ZM127 118H128V119H127ZM153 118H154V119H153ZM173 118H174V119H173ZM195 118H196L197 120H195ZM235 118H236L237 120H236ZM253 118H254L255 120H256V119H257V120L254 121ZM29 119H27L29 122H27V121L24 122V124H25V123H27V124H25V125L22 126V129H23V130H24V128H25V130L27 129V130H26L27 133H31V132H32V128H31V127H33V125H34L33 122H35L34 119H33V117H31V119H33V120H31V119L29 120ZM184 119H185V120H184ZM262 119H263V121H262ZM117 120H118V121H117ZM173 120H174V123H173ZM120 121H121V122H120ZM154 121H155V122H154ZM180 121H181V122H180ZM183 121H184V122H183ZM195 121H196V122H195ZM198 121H199V122H198ZM257 121H258V122H257ZM182 122H183V123H182ZM194 122H195V123H194ZM243 122H244V123H243ZM251 122L254 123V124H252ZM256 122H257V124H255ZM32 123H33V124H32ZM128 123H130V122H127V124H128ZM181 123L184 124V125H182ZM247 123H248V124H247ZM250 123H251V124H250ZM1 124H2V123H0V125H1ZM30 124H32L31 127H30ZM118 124H119V125H118ZM124 124H125V123H124ZM124 124H123V125H124ZM127 124H125V125H126L125 128L127 127ZM142 124H143V122H142ZM152 124H153V125H152ZM157 124H158V123H157ZM226 124H227V125H226ZM235 124H236V123H235ZM244 124H245V125H244ZM2 125H3V124H2ZM116 125H117V126H116ZM130 125H132V127H131ZM143 125H144V124H143ZM179 125H180L181 129H180ZM224 125H225V128H223ZM248 125H249V126L251 125V126H250L251 128H250ZM129 126H130V127H129V128L127 127V129L123 128L122 132L125 131L124 134L127 133V132H129L128 129H129L130 131H132V130H136V129H137V127H135L136 125L133 126V124H129ZM141 126H142V125H141ZM150 126H151V127H150ZM189 126H190L191 128H190ZM192 126H193V127H192ZM207 126H208V125H207ZM226 126H227V127H226ZM231 126H232V127H231ZM246 126H247L248 128H247ZM23 127H24V128H23ZM59 127H60V126H59ZM59 127H58L57 129H60V128H61V127H60V128H59ZM144 127H146V124L144 125ZM182 127H183V128H182ZM188 127H189V128H188ZM260 127H261V128H260ZM146 128H147V127H146ZM153 128H152V129H153ZM184 128H185V130H184ZM187 128H188V129H187ZM199 128H200V129H199ZM240 128H241V129H240ZM242 128H243V129H242ZM30 129H31V130H30ZM61 129H62V128H61ZM222 129H223V131H222ZM230 129H231V130H230ZM248 129H249V132L247 131V132H248V135H246L247 133H245V132H246V130H248ZM259 129H260V130H259ZM25 130H24V131H25ZM166 130H167V131H166ZM180 130H181V131H180ZM189 130H190V131H189ZM192 130H193L194 133H191ZM30 131H31V132H30ZM58 131H59V132H58ZM58 131L55 129V132H58V133L60 134V133H61V132H60L61 130H58ZM219 131H220V132H219ZM225 131H226V132H225ZM239 131H241V132H240L241 135L239 134ZM133 132H134V131H133ZM133 132H131V133H133ZM135 132H136V134H135ZM135 132H134V136H133L135 140H134L133 137H132V138L128 141L127 145H126V146H127V147H126V150H127V151L131 150V148H133V147L139 142V137H141V134L138 133L137 131H135ZM165 132H166V133H165ZM168 132H169V134H168ZM183 132H184V133H183ZM186 132H189V134L191 133V134H190V138H189V139H191V140H189V141H190V144H186L187 147H185V149H184V151H186V150L188 151V152H187V151L185 152V153H186L185 156H186L187 158H184V159H185L186 161H185L184 159H183V160H180V161H179V162H180V165H179V163H177V162L173 163V162H171V160H172L173 157H174L173 155H175L176 152H178L177 150H179V147H180V148H183V147H181V145H182V144L184 143V141L186 140V139H185L186 136L184 137V135H185ZM58 133H57V135H59ZM151 133H153V134H151ZM182 133H183V134H182ZM198 133H199V132H198ZM211 133H212V134L214 133V134L212 135ZM222 133H223V134H222ZM243 133H244V134H243ZM127 134H129V133H127ZM137 134H138V135H137ZM154 134H155V136H156L157 139L155 138ZM167 134H168V135H167ZM210 134H211V135H210ZM102 135H103V136H102V137H99V139H101V141L104 140L103 142H106L107 139H108V135H106V134H102ZM161 135H162V137H161ZM165 135H166V136H165ZM181 135H182L183 137H182ZM192 135H194V137H193ZM214 135H215V137H214ZM216 135H217V137H218L219 140L216 138ZM122 136H125V135H122ZM221 136H222V137H221ZM104 137H105V138H104ZM136 137H137V138H136ZM164 137H165V138H164ZM176 137H177L178 140H176ZM191 137H192V138H191ZM219 137H220V138H219ZM143 138H144V137H143ZM148 138H150V139H148ZM151 138L155 139V142H153V141H154L153 139H152L153 141H151ZM170 138H171V139H170ZM183 138H184L185 140H184ZM202 138H203L204 140H203ZM145 139H144V140H145ZM161 139H163V140L165 139V141H160V142H159V140H161ZM174 139H175V140H174ZM181 139H183L184 141L181 140ZM205 139H208V140H205ZM210 139H211V140H210ZM233 139H234V140H233ZM157 140H158L159 143L157 142ZM179 140H180V142H179ZM220 140H221V141H220ZM67 141H68V140H67ZM74 141H75V143L78 142L77 140H74ZM76 141H77V142H76ZM173 141H176V142H173ZM189 141L186 142V143H189ZM191 141H192L193 143H192ZM200 141H201V142H200ZM213 141H214L215 143H214ZM238 141H239V142H238ZM65 142H66V141H65ZM69 142H70V141H69ZM182 142H183V143H182ZM194 142L197 144V146H198L197 148H198V150H200V151H201L203 148H205V145H206L207 147H209V149H212V150H211V151L209 150L208 152H206L207 155H205V154L203 155V154H202L203 157H199V158L197 159V161L195 160V162H192V160L190 159V160H191V161H190L188 158H191V156L193 155V153H194V151H195V150H194V149H195L194 146H193V147L190 146V145H193ZM197 142H198V143H197ZM210 142H213L214 144H212V143H210ZM219 142H220V143H219ZM236 142H237L238 144H237ZM71 143H72V140H71ZM71 143H70V144H71ZM73 143H74V142H73ZM73 143H72V144H73ZM79 143H80V141H79ZM79 143H77V144L80 146ZM153 143H155V144H153ZM156 143H157V144H156ZM175 143H176V144H175ZM180 143H182V144H180ZM225 143H226V144H225ZM243 143H244L245 145H243ZM262 143H263V144H262ZM65 144L67 145L68 142H66ZM72 144H71V145H72ZM184 144H185V143H184ZM198 144H200V145H198ZM202 144H203V145H202ZM208 144L211 145V146H209ZM215 144L217 145V146H215L216 148L214 147ZM229 144H230V145H229ZM254 144H255V145L258 144L257 146L254 145L256 148L253 146V147H251L250 149H245V150H247L248 153L251 154V156H253V157L256 159V157H257L259 151H261V150L264 151V141H262V142H258V143H254ZM71 145H70V146H71ZM74 145H75V147H74ZM74 145L72 146L73 149H74V148H78L79 150L81 149V148H79V147H76V144H74ZM160 145H159V146H160ZM176 145H177V146H176ZM186 145H185V146H186ZM201 145H202V146H201ZM220 145H221V146H220ZM226 145H227V147H226ZM235 145H236V146H235ZM241 145H242V146H241ZM68 146H69V144H68ZM132 146H133V147H132ZM199 146H200V147H199ZM212 146H213V147H212ZM219 146H220V147H219ZM230 146H231V147H230ZM72 147H71V149H72ZM130 147H131V148H130ZM210 147H211V148H210ZM225 147H226V150H225ZM233 147H234V148H233ZM242 147H243V148H242ZM129 148H130V149H129ZM190 148H192V149H190ZM213 148H214V150H213ZM230 148H231V149H230ZM253 148H255V149H253ZM171 149H172V150H171ZM174 149H175V151H174ZM188 149H189V150H188ZM217 149H218L220 152L217 151ZM221 149H222V150H221ZM232 149H233V150H232ZM251 149H252V150H251ZM79 150H78V151H79ZM168 150H169V151H168ZM191 150H192L193 152H191ZM255 150H256V151H255ZM258 150H259V151H258ZM76 151H77V149H74V150H72V151H69L68 155H70L71 153L73 154L74 152L77 154L78 151H77V152H76ZM80 151H82V149H81ZM165 151H166V152H165ZM170 151H171V152H170ZM173 151H174V152H173ZM222 151H223V153H222ZM253 151H254V152H253ZM70 152H71V153H70ZM218 152H219V153H218ZM75 153H74L73 155H75ZM165 153H166V154H165ZM168 153H169V154H168ZM170 153H172L173 155L170 154ZM215 153H216V154H215ZM217 153H218V154H217ZM221 153H222V154H221ZM231 153H232V154H231ZM72 154L70 155V157L73 156ZM78 154H79V153H78ZM78 154H77V155H78ZM80 154H81V152H80ZM163 154H165V156H163ZM208 154H209V155H208ZM253 154H254V155H253ZM81 155H84V154L82 153ZM166 155H167V156H166ZM187 155H188V156H187ZM210 155H211V156H210ZM75 156H76V155H75ZM160 156H161V157H160ZM170 156H171V157H170ZM204 156H205V157H204ZM68 157H69V156H68ZM70 157H69V158H70ZM73 157H74V156H73ZM156 157H157V158H156ZM166 157H167V158H166ZM160 158H162V161H163V162L160 160ZM163 158H164V159H163ZM168 158H169V160H168ZM211 158H212V159H211ZM158 159H159V160H158ZM205 159H207V160H205ZM234 159H235V158H234ZM234 159L231 158V161L229 160V161L227 162V164L225 163L226 166L224 165L225 167L223 166L224 168L222 167L223 169H221L220 171L223 172V170H224V172H225V171L230 170V171L227 172V173H228L229 176L231 175V179L233 178V179H236V180H237L238 178H239V179L241 178L242 181H246L247 178H246V180H245L244 178L247 177L248 172H249V174H250L251 171H248V170H247L246 174H245L244 172H242V174H241V171H242V170H241V169H238V166H239L238 163H239V162L237 163V166H236V162L234 161ZM232 160H233V162H232ZM253 160H254V159H253ZM256 160H257V159H256ZM126 161L129 163L128 160H126ZM183 161H184V162H183ZM189 161H190V162H189ZM236 161H237V160H236ZM121 162H122V163H121ZM121 162L118 161L119 165H123L124 163H126V162H124V160H122ZM123 162H124V163H123ZM146 162H145V164H146ZM185 162H187V163H185ZM191 162H192V163H191ZM198 162H199V163H198ZM201 162H202V163H201ZM170 163H171V165H170ZM206 163H207V164H206ZM240 163H242V162H240ZM240 163H239V164H240ZM89 164H90V166H88ZM158 164H159V163H158ZM166 164H168V165H166ZM183 164H184V165H183ZM196 164H195V165H196ZM199 164H200V165H199ZM164 165H165V166H164ZM169 165H170L171 167H170ZM172 165H173V166H172ZM177 165H178V166H177ZM241 165L243 166V164H241ZM84 166L87 167V168H88V167L91 168L92 164H91V163H87V165L85 164ZM174 166H175V167H174ZM176 166H177V168H176ZM189 166H188V169L185 170V171H189V168L192 167V166H191V167H189ZM202 166H203V167H202ZM231 166H232L233 168H232ZM235 166H236V168H237L238 170H237V169H236V170L234 169ZM263 166H264V165H263ZM263 166H262V168H263ZM85 167H84V169H86ZM166 167H167V168H166ZM172 167H174V168H172ZM192 168H194V167H192ZM199 168H200V170H199ZM262 168H261V167L258 168V169L260 170V173H259V172H256V170L253 171V172L256 173V176H257L256 178H255V173H252L254 176L250 175V176L254 177V179L251 177V178H252L251 180H252L253 183H254V182H255V183H258L259 180H257V179H258V178L260 179V177H261V178L263 177V176H260L261 173L264 172V170H263ZM169 169H170V170H169ZM175 169H176V170H175ZM196 169H197V168H196ZM226 169H227V170H226ZM167 170H168V172H167ZM174 170H175V171H174ZM239 170H241V171H239ZM261 170H262L263 172H261ZM201 171H202V172H201ZM257 171H258V170H257ZM154 172H155V171H154ZM154 172H153V175H154ZM170 172H171V173H170ZM198 172H200L201 174L198 173ZM222 172L220 173L219 176H221V177L227 176L226 173H225V174L223 173L224 176H222V175H221ZM231 172H232V173H231ZM234 172H235V173H234ZM75 173L77 174V172H74V174H75ZM168 173H169V174H168ZM238 173H240V174H238ZM121 174H122L123 176H122ZM234 174H235V175H234ZM249 174H248V175H249ZM263 174H264V173H263ZM263 174H262V175H263ZM175 175H176V176H175ZM199 175H200V176H199ZM241 175H242V176H241ZM243 175H244V176H243ZM245 175H246V176H245ZM258 175H259V176H258ZM74 176H75V175H74ZM124 176H125V175L123 174V172L119 173V177H118V179H121L120 182L122 181V182H121V186H122L121 190H122V191H124V190L126 189V186H127V188H128V186H133V185L136 183V179L138 180L137 176H135V175H130V176H128V177L125 176L126 178H123ZM173 176H174V177H173ZM180 176H182V177H180ZM233 176H234V177H233ZM250 176H248V177L250 178ZM177 177H178V178H177ZM199 177H200V178H199ZM227 177H228V176H227ZM236 177H237V178H236ZM242 177H243V178H242ZM122 178H123L124 180H122ZM128 178H129V179H128ZM130 178H131V179H130ZM197 178H199V180H198ZM225 178H226V177H225ZM127 179H128V180H127ZM132 179H133V180H132ZM173 179H174V180H173ZM184 179H185V177H184ZM228 179H230V177L227 178L226 180H228ZM231 179H230V180H231ZM233 179H232V180H233ZM125 180H126V182H124ZM131 180H132L133 183H131ZM178 180H179V181H178ZM195 180H196V181H195ZM214 180H215V179H209V180L207 181V183L209 182V184H211V183L213 182L212 184H215V183H214ZM241 180H240V181H241ZM248 180L251 181L250 179H248ZM253 180H256V181H253ZM129 181H130V182H129ZM166 181H167V179L164 180V181H162V182L165 183ZM172 181H173V182H172ZM175 181H176V182H175ZM183 181H184V180H183ZM183 181H182V182H183ZM197 181H198V182H197ZM257 181H258V182H257ZM128 182H129V183H128ZM177 182H178V183H177ZM201 182H200V183H201ZM122 183L125 184V185H123ZM126 183H127V184H126ZM146 183L148 184V182H144L143 184H142V182H141V185L138 184L139 186L137 185V188H139V189H137V191L140 192V193L144 192L143 190L147 191V190H146V187L149 188L148 186L151 185V184L149 183V184L147 185ZM168 183H166V184H164V185L161 184L159 190H160V189H163L162 187H163V186H166ZM216 183H217L218 185H221V186H222L223 184H224V186L227 185V182H226V181L223 182L222 184H220V183H218V182H216ZM144 184H145V185H144ZM258 184H260V185H259V186L257 185L258 188H257V189H254V190H256V193L253 192V195H254L253 198H254L255 196H258V195L260 196V195H261V194L259 193L260 191H261V193L264 192V191H263V189H264V185H263V184H264V183H262V185H261V182L258 183ZM142 185H143V186H142ZM162 185H163V186H162ZM170 185H169V186L167 185V186H168V187H171ZM140 186H141V187H140ZM144 186H145V187H144ZM224 186H222V187H224ZM152 187H153V185L150 186V188H152ZM218 187H219V186H218ZM262 187H263V188H262ZM140 188H141L142 190H140ZM150 188L148 189V192H150L149 190H152V189H150ZM166 188H167V187H166ZM255 188H256V187H255ZM163 190H165V188H164ZM163 190L157 191L158 193L156 192V194H158V196H157L156 194H155V196H154L155 199L157 198V199L155 200L156 202H155V201H152V202L150 201V203H153V204L155 203L154 205H153V204H150V203H149V204H150L151 206L148 205V204H146V206H147L149 209H148L147 207H145V208L143 209V212L146 211L145 213L142 212V214H144V216H150L151 213H152V215L156 214V212L158 211V210H156V209H158V207H160L159 205H161L162 201H164V200H169L170 198H172V195H170V194H172L171 192L169 193L168 191H163ZM161 191H163V192H161ZM190 191H192V190H190ZM190 191L187 190V191L185 192V194H186V193H187V194H190V193H191ZM258 191H259V192H258ZM160 192H161V193H160ZM165 192H167V193H165ZM188 192H189V193H188ZM257 192H258L259 194H258ZM145 193H147V192H145ZM168 193H169V195H168ZM164 194H165V195H164ZM191 194H192V193H191ZM256 194H257V195H256ZM166 195H167V196H166ZM159 196H160V197H159ZM259 196H258V197H259ZM163 197H164L165 199H164ZM169 197H170V198H169ZM199 197H200V198H197V201H198V199H199L200 201H198V202H201L203 206L206 205V203L208 202V201H207V200H208V196L205 197V194H204L203 196H199ZM202 197H203V198H202ZM154 198H153L152 200H154ZM166 198H167V199H166ZM181 198H182V197H181ZM201 198H202V199H201ZM255 198L257 199V197H255ZM162 199H163V200H162ZM179 199H180V198H179ZM179 199L176 200V201H178V202L174 201L175 204H174V202L171 204V206H170V211H171V210L173 211V206H174V209H175V207L178 208V207H180V206L182 205L181 203L184 202V199L182 198L183 202H182V200H179ZM205 199H206V200H205ZM158 200H159V202H158ZM161 200H162V201H161ZM202 200H204V201H202ZM180 201H181V202H180ZM198 202H197V203H198ZM204 202H205V203H204ZM255 202H256V203H251V205L248 204V203H246V204L244 203L245 207H244L243 204H241V205H239L238 208L236 207L237 209H236V208L234 209L235 211L233 210V212L228 211V212L223 213V217H225L226 219H227V218L229 219L230 217L232 218V216H233V218L236 217V218H239V220H241V219H240V215H242V213H245V212H246V214H248V212L250 213V212H252V211H254V212L256 211V214H257V212H258V214H259L260 212L263 211V210L260 211V209H263V207H264V204H262V203H264V200H261V201H260L259 199H257ZM147 203H148V202H147ZM260 203H261V204H260ZM179 204H180V205H179ZM247 204H248L249 206H248ZM253 204H255V205L253 206ZM257 204H258V205H257ZM259 204H260L261 206H260ZM152 205H153V206H152ZM156 205H157V208L155 207ZM195 205H196V204H195ZM195 205L190 207V208H191V209H190L191 211L194 210L193 207H195ZM242 205H243L244 208H243V207L241 208ZM246 205H247V207H246ZM258 206H260V207H258ZM252 207H254V208H252ZM153 208H155V209H153ZM239 208L242 209V210H240L241 212L239 211ZM250 208H252V209H250ZM244 209H245V210H244ZM249 209H250L251 211H248ZM255 209H256V210H255ZM257 209H258V210H257ZM144 210H145V211H144ZM246 210H247V211H246ZM151 211H152V212H151ZM170 211H169V208H168V210L165 211V214L163 215V217H161V219H157V218H158V217H157V218H156V220H157L156 223L158 224L160 220H161L160 222H162V223H163V221H164V222H168L169 220H171V219H172V216H171V215H172V211H171V212H170ZM237 211H238V212H237ZM244 211H245V212H244ZM230 212H231V216L229 215ZM166 213H167V214H166ZM169 213H170L171 215H170ZM226 213H227V215H226ZM238 213H239V214H238ZM145 214H146V215H145ZM224 214H225V215H224ZM232 214H233V215H232ZM235 214H237V215L234 216ZM152 215H151V216H152ZM167 215H169V216H167ZM228 216H230V217H228ZM238 216H239V217H238ZM243 216H245V215L243 214ZM164 217H165V218H164ZM258 217H259V216H258ZM258 217H255V218H257V219H255L256 222L259 220ZM146 218H150V217H146ZM166 218H167V221H166ZM241 218H242V217H241ZM236 220H237V219H236ZM239 220H237V221H239ZM226 221H227V220H226ZM253 222H255L254 219H253ZM146 223H147V221L144 222V223H142V224L139 226L140 228H139V230H138V231H140V232H145V230L149 229V233L151 232L150 234L147 233V235L144 237L145 239H143V238L141 239V244H140V245H141V246L144 245V248L149 247V245L152 243V242L150 243V241H153L154 238H156V235H155L154 233L157 232L156 227H154V229L156 230V232H155V231H151V230L153 229V227H150V228H149V226H148ZM159 224H160V223H159ZM142 225H143V227H142ZM146 226H147V227H146ZM141 227H142V229H141ZM144 227H145V228H144ZM227 227H228V228H227ZM227 227H224V228H226V229H223V230H225L224 232H226V233H223V232H222V234H223L222 236H221V233L219 234L221 241H220L219 237H217V239H214V241H213V242L211 241V243H214V244L216 243L215 245H221V244L224 242L225 236H227V234L229 235V234H230L229 232L233 231V228H230L229 226H227ZM144 229H145V230H144ZM154 229H153V230H154ZM223 230H222V231H223ZM228 231H229V232H228ZM227 232H228V233H227ZM231 233H233V232H231ZM152 234H153V235H152ZM224 235H225V236H224ZM169 236H170V235H169ZM169 236H168V238L166 237V239H168L169 242L165 243V248H168V247L170 248V247H172V246H174L175 248H177V249H178V250L176 249V252H177V253H173V254L171 255V258H172V259H173V258L176 259V258L178 257V255L180 254V252L178 253V251H179V250L181 251V249L184 248L185 243H184L182 240H180V242H179V241H176V239H174V237H172V236L169 237ZM148 238L151 239V240H148L149 242L147 241ZM222 238H223V239H222ZM166 239H165V241H168V240H166ZM173 239H174V242H173V241L170 242V241L173 240ZM218 239H219V240H218ZM216 240H217V241H216ZM215 241H216V242H215ZM222 241H223V242H222ZM145 242H146V243H145ZM147 242H148V243H147ZM176 242H178V243H176ZM182 242H183L184 244H183ZM217 242H218V243H217ZM219 242H220V243L222 242V243L220 244ZM170 243H171L172 245H171ZM261 243L263 244L264 242H261ZM261 243H259V247H260V245H262ZM147 244H148V245H147ZM167 244H168L169 246H168ZM179 244H180V245L182 244V245L180 246ZM214 244H212V245H214ZM166 246H167V247H166ZM262 246H264V244H263ZM178 247H179V248H178ZM174 254H175V255H174ZM42 256H43V255H42ZM179 256H180V255H179ZM44 257H45V255H44ZM44 257H41V258H42L41 260H43ZM175 257H176V258H175ZM228 257H229V256H228ZM228 257H227V259H228ZM118 263H120V262H118ZM116 264H117V261H116Z\"/></svg>","mask_w":264,"mask_h":264}]
</instances>
